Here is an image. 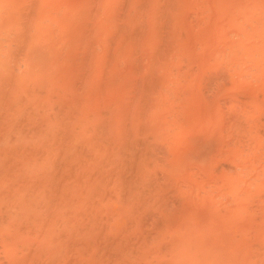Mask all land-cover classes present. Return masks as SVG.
Segmentation results:
<instances>
[{
	"label": "bare ground",
	"instance_id": "obj_1",
	"mask_svg": "<svg viewBox=\"0 0 264 264\" xmlns=\"http://www.w3.org/2000/svg\"><path fill=\"white\" fill-rule=\"evenodd\" d=\"M2 1H4V0H2ZM2 1H0V2H2ZM16 1L17 0H15V2ZM20 1H22V0H20ZM20 1H17L16 3L21 4ZM36 1H38V0H36ZM65 1L67 2L68 0H63V2H65ZM90 1H92V0H72L71 2L69 1L70 4H69V2L67 3L69 5H67L66 2L63 3V4H66V6H68L66 11H67V13L70 14L71 18L69 20H67L68 24L64 23V21H62L63 17L65 16L64 14H66L64 12L63 16L59 15L61 19L60 20L58 18L57 19L59 21L63 22V25L64 24L68 25V27H65L67 29L66 31H68V32H66L63 29H60L61 26H59L58 23H61V22H57L58 21L57 19L47 20L48 25H49V22L51 23V22L55 21V23H57L55 25L59 26L58 28L61 30V31L59 30V32H65L67 35V37L64 35V37H66V38L63 39V41L58 40V42H56L59 44L61 42L60 45H62V46L59 48V45H57V46L55 45V48L53 49L52 53L47 54L48 56H46L45 53H47V51H49L50 49L49 50L46 49V51H45V49H41L43 47V44H41V46H40L41 50H40L34 45L33 41L38 39V37H36V39H34L33 41H28V40H30L29 35H27L28 33L23 34L24 36L20 35L22 32L25 33L24 29L30 28L32 26L27 25L28 27L24 26L23 28H18V29H20V31L23 29V31L21 33L18 29L16 30L19 32V33L16 32L19 35L14 34L12 32L13 30H15L14 28H16L18 26L16 24L17 26L14 27L15 23L13 22V20L15 17L14 18L12 16L10 17V15H13L10 13H12L14 10L8 12V14H7V17L11 18V19L5 20L3 18L6 16L2 17L3 14L0 15V26L3 25V23H4L3 21H7V20L11 21V23H14L13 26H9V27H11V29L13 28L12 31L9 30L10 29L9 27L4 26L5 28H9L8 29L9 31H7L8 33H6L5 35L3 33L6 29H2L4 31L0 30L1 31L0 32V208L4 207L6 210L7 206L5 207L3 205L10 203V201L18 200V199H16L17 193L20 191L24 192V193H22L23 196H26L25 198L22 197L23 198L22 201H20V200H18L20 202L17 201L19 203V205L22 204L21 206H23V205L25 206L26 210H25V212L23 210V212H24L23 215L19 214L22 211H20V212L18 211L20 208H23V207H18V210L16 209V212H13L14 214H11L10 213L11 211L6 212V213L9 212L8 215L6 213L0 214V219H1L0 221L4 222V220H6L5 224H7V222L10 223L11 221L15 222L16 220H14L13 217H18V216H14L18 212V214H16V215H19L20 218H17V219H19L21 221L22 220L21 218H23L25 221L24 222L25 225L22 222L14 223V224L10 223L8 226L13 225L14 231H13V228L8 227L9 231H11V233H8V234H10L11 238H14L13 236L24 237L28 234L27 237H25L26 239L28 238V240H24V241H27V243L26 244L24 243L25 245L22 244V245H24V246H22V250L23 249L24 250L21 253H24V254H22V255L17 254L19 256L16 255V251L19 252L18 249L21 248V247H19L17 250H14L15 251V253H14L15 256H14L13 253L10 252L12 250L8 249L10 247V245H6V244H10V243H6L5 244L6 247H8V246L9 247L7 249H5L4 252H2V251H0V252L5 254L8 252L6 250H10L7 255L12 254V256H14V257L17 256L16 258H18V259L14 260V262L16 261L18 264H24V263H28V264H143V262L145 260L144 255L150 247L149 243H148V246L145 245L147 243L146 241L148 239L146 237L149 235V234L146 235L145 233L150 232L152 230H153V233L156 232L155 230H157V232H160V230L163 228V229L168 230V231L170 230V232H172V233L177 232L176 234H178L179 233L178 231L180 229H182V225H184V224H191V226L194 225V227L192 226L191 228L195 229L198 226L197 225L198 223L196 224L197 226L195 225V223H196L195 219L199 216V218L197 220L200 221L199 219L202 218L200 216H202L203 214H206V213H203L204 211H202L203 206L201 207L202 204H201V201L199 199V197L201 195L199 196L190 187L191 183L194 182V181H192V179L194 177H196V178L198 177V176H195V175H197L195 173H196V171L199 170V167H201L203 169V167L205 166V168H206L207 164L213 163V161L215 159H216V161L219 160L218 162H220V159H219L220 157H218V155L222 154L223 149H225V150L228 149V151H229V152L227 151L228 153H232V151L237 152L239 142H241L242 140L245 141L246 139H249V138H246L244 136V134H242V133H241V136H244L246 139H240V141L239 140L237 141L236 138H234V137H233L234 139H230L232 136L236 135V133H233L234 135H232L231 137H228L229 139L226 140L227 134L225 132H222L223 129L225 128L223 126H225V125L228 126L225 123H223L225 125H220L221 128L223 127L222 131H220L222 133H220L218 131V133H220V135H221L220 137L218 135H217L218 136L217 137L216 135L211 134V135H209L208 138L206 137L207 139L205 138L206 140H203L206 133L203 134L204 131L202 133H200L201 131H199V133L202 135V139L197 138L200 136V134H197L198 133L197 130H195L196 135H194V132L191 133L193 127L198 129V126L196 125V123L193 120L194 119L196 120V118H197L198 119L196 121L197 124L205 122L207 120V117L208 118L212 117V116L214 117V115H213V113H215V112H213L214 110H216V109L218 110V108H215V107H214L215 108L214 110H211V109H213V107H212L210 109V111H212L213 113H211L212 115L210 114L211 115L210 116L209 111H208L209 109H208L207 111H208L209 116H207V114H205L204 111L206 112V109L210 108L211 106L206 107V105H208V104L205 103V105H204V103H202L203 101L200 100V99H203L206 97V95L204 97H202L204 95V93L206 92L205 88L203 89L204 93L202 94L201 91L198 92L202 88H200V89L196 88L197 90H193V89L188 90L190 87L192 88V86H190V87L188 85L186 86V84H189L188 79L191 78V80H192V79L197 78L196 80H198V77H200V78L202 77V79H205L203 77L204 75L196 77V75L201 74V72L198 73L199 71L196 72L198 74H194L196 78L188 77L191 75L187 74V77H188L187 83L185 80L184 81L180 80V82H179V84L181 83V81L183 82V83H181V84H183V86H181V89H178L179 87H175V86H177L176 82H178L177 80H179L180 77H183V78L186 77V74H178V75H183L180 77L176 75V77H178L176 82L174 80L176 77H174V79H172L173 77H171L173 75L175 76V74L179 73L183 69H184L183 71H185L187 69L189 71L191 68L193 70L194 67H192V66H195V68L197 70L196 65H194L196 63L195 61L197 59H192L193 54L192 55L190 54V49L192 50L191 53L195 52V51H193V49H194V47H197V45L192 44V43L194 42L193 41L194 39L197 40L200 37L199 38L196 37L197 39L193 38L191 35H194L196 32L193 34L189 33V32H191V30L188 31V29H186V28L193 27V26L195 27L196 25L201 24V25H203L202 26L203 30L206 29V31H212V34L217 33V30L213 31L211 29V27H213V25H211V23H212L211 21L217 22L218 20H221L223 15L225 16L226 14H228V15L231 14L228 11L230 10V12H232V10L235 8L227 10V13L225 14L226 8L224 9V6L221 5V3L218 2V0H116V2H114V0H112L111 4H110L111 6L109 5L106 7L108 10H109L108 7H110V10H111L112 9L111 7L116 6L115 10L113 9L114 11L111 10V13L109 12V14H111V21H110L111 23H109V24H111V31H110V29L105 28V27L110 26V25L108 26V23L106 22V20L110 19V18L107 17L106 20H103V19L99 20L101 18L100 17L101 15L96 16V14H98L96 11H99V10H92L94 8L90 4H92L94 2H90ZM101 1H103V0H101ZM105 1H107V0H105ZM219 1H221V0H219ZM226 1H229V0H226ZM226 1H224V2L227 4ZM230 1H232V0H230ZM236 1H237V3H235ZM236 1H234L235 7H239V5H237V4H241L240 1L242 3L247 2V0H244V1L239 0V2H238V0H236ZM255 1H257V2H255ZM261 1L264 2L263 0H253V1H250L249 4L251 2H254V3H252V6H253L254 4L255 5L259 4ZM7 2L9 4H5L6 6L7 5L12 6L11 4L15 3L14 1L12 3V1L9 2V0H6L5 3H7ZM31 2H33V0H31ZM49 2L50 1H46L44 4L42 2L43 5L41 6L40 5L41 1H40L39 5L36 4V9H35V5H34L35 2H34V4H30V6L34 5L33 6L34 14H35V11H37V9L42 11V13H43V10H41L40 8L46 7L44 5L45 4L49 5V4H47ZM108 2H110V0L107 1V3ZM112 2H114V5L112 4ZM191 3L193 5H196V7L194 6L195 7L194 8L193 6H191L192 5ZM22 4H23V2H22ZM24 4H28V3L24 2ZM52 4L54 5V7H59V5H61L60 7L63 6L62 2H60V1H58V2L56 1V4L55 3H52ZM102 4H104V3H102ZM245 4H247V3H244V5ZM262 4L261 5L259 4L260 6L257 5V7H261V6L264 7V3H262ZM95 5H99V3H97ZM106 5H108V4H105L101 7H104ZM229 5L232 6L233 4H231L229 2L228 6H226V7L229 8ZM2 6H0L1 11L2 10L8 11V9L5 10V8H8V6L7 7L4 6L5 8ZM39 6H41V7H39ZM66 6L61 8V9L64 11ZM184 6L185 7H188V6L193 7V9L188 8L187 10L189 11L191 9L190 11H192L195 9L196 11H194V13H197L196 15L199 14L198 15L199 18L197 19V22H196V18L194 20L195 23H197L196 25H193L195 23H193V24L191 23L192 25H189L188 23H184L185 19H187V21H188V18H194L192 16L193 15L192 12H191L192 17H189L190 15L186 16L187 14H185V12L183 10ZM13 7H16V6H13ZM26 7H27V5H26ZM212 7H214L215 9ZM248 7L250 9L249 5H248ZM257 7H254V11H257L255 9H258L259 12H261L263 14L264 11H261ZM30 8H32V7H30ZM30 8L28 6V8L23 9V10L29 9V11H27V12L25 11V13H27V16H28V17H26V18H28L27 20H31V19H29L31 16V13H32L31 12L32 10ZM47 8H43V9L49 10V13L51 10L54 9V8H52V6L49 7V8H51V10L49 8L48 9ZM243 8H245V7H243ZM57 9L61 10L60 8H56V10ZM100 9L102 10V8H100ZM103 9L104 10H102V12L108 11L105 8H103ZM184 9H186V8H184ZM236 9H238V8H236ZM239 9H238V11H239ZM246 9H248V8L246 7ZM249 9H248V11L250 13H248V14H251L252 10L250 11ZM251 9H252V7H251ZM23 10H22V12H23ZM62 10L60 12H62ZM263 10H264V8H263ZM15 11H17V10H15ZM2 12H0V13H2ZM18 12H21V10H19ZM44 12H46V11H44ZM55 12H53L52 14L56 15L57 11H55ZM4 13L6 15V12H4ZM255 13L258 14V12H255ZM255 13H253L254 16L256 15ZM20 14H22V13H20ZM106 14H108V13H106ZM233 14L234 13L231 14V17L229 16L230 18H227L228 16H225V18L231 19V21L234 20L235 24H229L231 27L234 28V25H238L237 22L235 21V19L236 18L239 19L241 17V15H243V13L242 14L240 13L241 15L237 14L240 17L239 16L234 17L237 15L235 13L233 16ZM245 14L244 15L246 17L250 16L247 13H245ZM253 14L251 16L254 19L257 17H262V14L261 15L258 14L255 17L253 16ZM15 15L19 16V14L17 12L15 13ZM22 15L24 16V14H22ZM49 15L50 14H48L46 16H49ZM54 15H52V16H54ZM108 15H106V16H108ZM184 15L187 18H185ZM36 16H37V14H36ZM39 16H40V18H38V19H43V20H39L38 22H35L34 25H37V23L42 22V21H45L42 23H44V24L46 23L47 17L44 20L43 16H42V18H41V15H39ZM52 16L49 18H52ZM56 16H58V15H56ZM31 17H33V16H31ZM55 17H53V18H55ZM17 18H19V17H17ZM68 18H69V15H68ZM182 18H183V20H182ZM249 18H251V17H249ZM35 19H37V17ZM238 19H237V21H238ZM263 19L258 18L255 21H256V23H258V20H262L261 23L263 24L264 23ZM22 20H24V19H22ZM64 20H66V19L64 18ZM225 20L223 19V22ZM240 20H242V19H240ZM243 20L246 21V19H243ZM14 21H16V20H14ZM17 21H20V19H18ZM34 21H36V20H34ZM104 21L106 22L105 25H103ZM190 21H191V19L188 22L190 23ZM228 21H230V20H228ZM250 21H253V20H250ZM250 21H248V23ZM29 22H31V21H29ZM225 22H227V21H225ZM234 22H231V23H234ZM17 23H19V22H17ZM241 23H243V22H241ZM254 23H252V24H254ZM261 23L256 24V27H259ZM7 24H9V23H5V25H7ZM22 24H24V23H22ZM28 24H32V23H28ZM39 24H38V27H40L42 25V24L41 25H39ZM226 24L228 25V22ZM252 24H251L252 28L249 27L250 25L248 26L251 29V31H252V29L256 28V27L255 28L253 27L255 24L254 25H252ZM67 25H65V26H67ZM102 26H105V27H102ZM230 26H228V27H230ZM242 26H244V25L242 24ZM261 26H264V24ZM19 27H21V26H19ZM44 27H45V25H44ZM47 27H51V26H47ZM53 27H54V24H53ZM223 27H225V29H226L227 26H223ZM235 27H237L236 31H238L239 27L238 26H235ZM246 27H247V25H245V27H244L247 30L248 28H246ZM260 27H259V29H260ZM1 28H3V26L0 27V29ZM35 28H37V27H35ZM40 28H38L37 31L39 32V30H41L42 34L40 33V35L44 36L45 38H46V36H48V39H50L49 37H52V35H50V34L55 35V33L58 31L55 28H52V29L56 30V32H54V33L50 32L48 35L45 36V34H47L48 31L44 32V30H47V29L50 30V28H46V29L43 28L44 30H42ZM100 28H102L101 30L103 32H105V34L107 33V31H105V29L108 30V33L111 32L109 34V37H108L110 42H107L106 38L101 37V38H103L102 40L106 39V42H104V44H103L104 47H101L100 44H98V42H102V41H99L98 38L103 35L102 34L99 36V29ZM197 28H199V27H197ZM213 28L215 29V27H213ZM233 28H231V29H233ZM33 29H30V30L28 29V31L33 32L32 31ZM216 29H220V28L218 27ZM231 29L229 28V30H231ZM195 30L199 33L205 32V31L201 30V28L199 30L198 29H195ZM222 30H224V29H222ZM225 31L226 30H224V32ZM231 31H234V30H231ZM240 31H242V30H240ZM244 31H242V32L245 35L247 31H245V32ZM251 31H249V32L251 33ZM259 31H261L260 33L262 35H264L263 28ZM9 32H12L13 35H15V36L17 35L16 37L22 36L24 38L20 37L22 39L18 38V41L17 42L14 41V43H13L12 39L14 38V36L13 35L11 36V34L7 35V34H9ZM228 32L229 31H226V33H228ZM249 32H247V34H246L247 38L251 37V35H253L255 33L258 34L257 32L253 31L252 32L253 34L250 35ZM43 33H45V34H43ZM185 33H186V35H184ZM208 33H210V32H208ZM218 33H220V32H218ZM232 33H234V32H232ZM239 33L240 32H238V34ZM38 34L39 33H36V36L40 37V35H38ZM205 34H207V33L205 32ZM205 34H203V35L199 34V36H205ZM212 34L210 33L209 35L211 36ZM223 34H225V33H223ZM229 34H230V32H229ZM31 35H32V33H31ZM187 35H190L191 37L186 38ZM209 35H207V36H209ZM234 35H235V33H234ZM234 35L232 34V36H234ZM248 35H250V36H248ZM262 35H260L261 36L260 40L253 41V40H255L254 38H257V37H252L253 39L250 38L249 43H247L248 45L245 46L246 51H242L243 53L247 52V54H241V55L242 56L248 55V49L247 48L250 47V45H251L252 49L251 48L250 49L254 50L253 52L250 50L251 54L256 56L258 54V51H261L259 49L260 48L259 45L261 46V42H259V41H261V39L264 37ZM6 36H8L10 38H8ZM25 36H28V37L25 38ZM55 36L57 37L58 35H55ZM97 36H99V37L97 38ZM210 36H209V38L211 41H208V43L214 41L211 38H216V37H213V36L210 37ZM215 36H218V35H215ZM220 36L223 37V35H220ZM226 36H227V34H226ZM226 36H224V38H220V39H218V37H217V39H218L217 43L212 42L211 44H214V43H216L215 45L220 44L218 42L223 41V39H226ZM229 36L232 37L231 34ZM240 36H241V38H240V41H241L242 36H243L242 33ZM33 37H31V39ZM60 37H62V36H60ZM236 37L238 38L239 35H237V36L235 35V38ZM54 38L55 37H52L51 40H53ZM206 38L207 37L205 36V40H203L204 37H202V40H203L202 44L204 41L208 40V38L207 39ZM235 38L232 37L230 39L233 40V42H235L236 41ZM243 38H245V36ZM258 38H259V36H258ZM14 39H16V38H14ZM39 39H41V38H39ZM48 39H46V41H49ZM57 39H59V37H57ZM42 40H44V39H42ZM42 40H40V41H42ZM51 40L48 42V44H45L47 42L44 41L45 42L44 44L49 45L51 42L56 41V40H53V41H51ZM228 40H229V38H228ZM228 40H224L223 42L226 41L225 43H227V42L231 41V40H229V41ZM246 40H248V39H246ZM250 41H253V42H250ZM37 42H39V41H37ZM195 42H197L196 44H198V41H195ZM244 42H247V41H244ZM41 43H43V42H41ZM236 43H237V41H236ZM238 43H241V42H238ZM262 43L264 45V38L262 39ZM199 44H200V40H199ZM230 44H231V42L229 43V48L232 47L231 46L232 44L231 45ZM53 45L54 44H52L51 48H53ZM205 45H206V43H205ZM222 45H225V44L222 43ZM207 46L208 45H206V47ZM210 46L212 48L214 47L212 45H210ZM210 46H209V51L212 50V48ZM226 46H228V44H226ZM233 46H235V47L238 46L237 49L240 48V50L243 49L242 48L243 45H242V47H239V44H233ZM49 47H50V45H49ZM221 47H223V46H221ZM221 47H220V49H221ZM263 47L264 46H261V48H263ZM43 48H45V47H43ZM197 48H200V45ZM214 48L215 49L213 50V52L216 49H218L216 46ZM202 50H203V48L201 47V50H199L200 52L199 51L197 53L195 52L196 54H194V56L199 54V53L204 54L205 52L204 51L201 52ZM226 50H227V48H226ZM229 50L231 51L232 49H229ZM209 51L207 50V53H209ZM230 51H228V52H230ZM233 51H235L233 53H236V51H238V50H233ZM263 51H264V49H263ZM49 52H51V50ZM215 52H216V54L213 53V55L215 54L217 57H220L218 55H222V53H223L222 51L220 53L217 51H215ZM226 52L223 53L226 56H223V55L221 56V57H224V59H225V57L228 58L230 55H232L230 52V54L228 56L227 55L228 52H227V54H226ZM240 52L241 51H238V53H240ZM263 53L260 52V54H262L260 56L264 57ZM203 54L196 56L198 58L197 62H202V64H204L207 62H204L202 60H206V61H208L207 59L213 60L212 57L208 56V55H211V53L207 54L206 56H203ZM213 55H211V56H213ZM207 56H208V58H207ZM234 56H235V58L238 57L236 55H234ZM234 56H232L233 58H230V59H234ZM248 56H246L247 58L243 57V59L244 58L247 59L245 61L246 65H247L248 61H251V62L254 61V60H248L249 59ZM257 56H259V54ZM257 56L255 57L256 60H257ZM260 56H259V58L262 59V60L260 59V61H262L264 64V61H263L264 59ZM97 57H99V58L97 59ZM196 57H193V58H196ZM186 58H188L191 61L195 60L193 62H190L187 60V62H189V64H191V66H190L191 68L185 69L186 67L184 65L189 66V64H185L186 62L183 61V60H186ZM100 59H103L102 62H105L103 65H102V63H100V61H101ZM230 59L228 58V60L225 61L226 63H223L224 61L222 62V59H220L221 60L220 62H222V65H224V66L229 65L227 67H221V69L224 68V69H222V72H224L225 69H228L229 67H231L232 65H230V64L232 62L235 63L234 61L230 62L229 61ZM242 60H238L240 62L237 63V65L235 64V67H237V68H235L234 65L232 66V69L236 72H234L231 69H228V70L233 72V73H237V70H240L241 69L240 67L244 66L243 71L241 72V75H242V73L245 72V70L250 71V70H248L249 68H251L250 65H248V67H246V65L240 64V63H243ZM214 61L215 60H213V62ZM227 61H228V63H227ZM180 62L182 64H184V65H182V66H184V68H181L182 66L180 68L178 67V69L180 71L177 70V73L174 74V70H176L175 67L177 65H180ZM209 62L210 63L207 65L204 64L205 66H202L201 69L204 70V68H206V66L211 65V64L214 65V63H211L212 61H209ZM220 62H218L219 63V65L217 66L218 68L220 67V64H221ZM258 62H255L254 64H252L253 68L257 69V71H259L258 69L263 70L264 68L262 69V67H261V66H263L262 62H260L261 68L258 66ZM99 63L101 64L100 66H99ZM196 64H198V63H196ZM202 64L200 63V65H202ZM238 64H239V67H238ZM100 67H102L103 69H99ZM255 67H257V68H255ZM208 68H210V67H208ZM245 68H248V69H245ZM254 69L252 71L253 74L257 73L256 70H255L256 72H254ZM196 70H193V71H196ZM219 70H220V68H219ZM228 70H226V71L229 72ZM99 71H100V75H98ZM209 71L210 70H208L207 72H209ZM215 71H216V69H215ZM215 71L212 70L211 73L214 72V74L216 75L218 73V71L216 73H215ZM222 72H221V74L224 75ZM263 72H264V70H263ZM187 73L191 74L190 72H187ZM202 73H203V71H202ZM206 73H203V74H205V77H209L210 75L209 76H207V75L211 74V73H208V74H206ZM249 73L251 74V72H249ZM249 73L246 72V74L244 73L245 74L244 76H239L237 78L239 83H241V82L244 83L243 81H245L248 77H249V79L255 77V76L251 77L252 75H250ZM259 73H260V71H259ZM96 74L99 76V79L95 78V77H97ZM227 74H230V73H227ZM227 74L225 73V75H226V76H224L225 79H227L226 78L227 76L229 78L231 76V74L230 75H227ZM215 75H214V77H215ZM218 75L219 76H217V78L219 77L222 79V75H220V74H218ZM235 75L238 76V74H234V76ZM246 75H250V76H247V78H246ZM255 75H258V74H255ZM261 75H263V74H259L260 78H261ZM240 77H242V78H240ZM209 78L213 79V77H209ZM217 78L215 80H217ZM239 78H240V80H239ZM262 78L264 79V76ZM262 78L259 79V77H258V78H255L257 80H253V81H254V83L256 81L259 82L260 80H262ZM95 79H97V81H95ZM212 79H210L211 83H209V81H208V83H209L208 85L211 84L212 86H214V85L221 83V82L218 83L217 81H215V83H217V84H213L214 80H212ZM221 79H220V81H221ZM249 79L247 81H249ZM196 80H194V84H196ZM206 80H208V78ZM170 81H173L172 83L175 82L176 85L173 84L175 86H172L170 84L172 87H169L168 83ZM227 81L229 82V80H227ZM230 81L233 82V80H230ZM94 82H98L97 86ZM190 82H191L190 84L193 83L192 81H190ZM199 82H201V84H202V81H199ZM205 82L207 83V81H205ZM257 82H256L257 85L254 84V86H260ZM230 83L227 84V82H226V85H230ZM239 83L237 86L238 88H240V86H242V85L239 86ZM260 84H263V83H260ZM205 85H207V84H205ZM223 85L218 86V87H220V89L222 88L221 89L222 91H220V89L218 87L215 88V86L214 87L211 86L212 88L219 89V90H216V91H220L219 94L217 95L219 97H221V94H222L221 92L225 91L226 89L228 90L227 86H223ZM250 85H252V84H250ZM195 86L197 87L199 85H195ZM221 86H223V87H221ZM234 86L235 85H233V87ZM183 87H185V89ZM248 87H249V85H247V88ZM252 87L253 86H251L250 88H252ZM193 88H195V87H193ZM238 88H236V89H238ZM256 88H258V87H256ZM259 88H262V90L261 89H259V90L263 91L264 90V84H263V86H261ZM182 89L184 90V94H183L184 98H181L182 94H180V91H182ZM233 89H235V88H233ZM212 90L213 89L208 90V92L210 91L209 94H211ZM235 90H234V92L232 91V93H233L232 96H231V93H229L230 90H228L226 93L227 95H225V96H228V94L230 96L226 97L227 100L225 99V101H222L220 103H223V105H226V103H227L226 101H228V100H231L234 102H235V100H238V97L236 98L235 97L236 95L234 94ZM248 90H249V88L246 89V92ZM250 90H252V89H250ZM190 91H193V94H191L192 92H190ZM216 91L213 95L218 93ZM254 91H256L255 94L258 93L257 90H254ZM188 92H190L189 93L190 95H188ZM208 92H206V93H208ZM182 93H183V91H182ZM223 93H225V92H223ZM243 93H244V91H242V94ZM195 94H198L197 95L198 97H196ZM236 94H238V96L241 95V94H239L238 91L236 92ZM258 94H260L259 97H261L262 94L264 95V93L261 94L260 91ZM193 95L196 97L195 99H194ZM213 95L211 94L208 96H213ZM222 95H224V94H222ZM242 96L243 95H241V97ZM247 96L252 97V96H256V95H250L249 94ZM233 97L236 99L233 100L234 99ZM198 98H200V99H198ZM207 98L208 97H206V99ZM229 98H231V99H229ZM189 99L192 100V103H190L191 101ZM222 99H224V98H222ZM245 99H247V98H245ZM252 99L253 98H251V99L248 98V100H246V101L249 102V100L252 101ZM98 100H100L101 101L100 104L104 106V111L101 112V114L104 113V115H103L104 118L102 117V115H99V116H101L100 119L101 118L102 119L100 121L99 120L94 121V120H96L95 118H93V120L90 119L91 115L93 114L91 111H93L94 108L98 106L97 104H95V102ZM185 100L189 101V102H185ZM203 100H204V102L207 101L205 99H203ZM215 100H217V99H215ZM194 101H197V102H194ZM199 101H201V102H199ZM231 101H228V102H231ZM246 101L244 102V100H243L242 103L246 104ZM255 101L260 102L259 104H261V102H263L264 100L261 99V101H260L257 99ZM180 102H181V105H180ZM184 102L186 105L184 104ZM193 102L195 104L197 103V105L201 104L198 106V107H201V109L204 108V111L200 112L201 117L199 116L200 119H203L204 121L200 120V122H199V118L196 117L199 114V112H197L199 108H197V109L193 108V107H197V106H195V104L191 105V104H193ZM213 102H215V101H213ZM217 102H219V101H217ZM234 102H232V103L237 104L239 101L237 103H234ZM96 103H98V102H96ZM239 103H241V101ZM249 103H252V102H249ZM182 104H184V105H182ZM187 104H189V105H187ZM209 104H211V103H209ZM253 104H255V103H253ZM94 105H96V106H94ZM153 105H155V106H153ZM212 105L217 106L218 104H212ZM227 105H231V104L228 103ZM239 105L240 104H238V106H236V105L234 106L235 110H234V108H233V110H230V109H232L231 107L233 105L230 106V109L229 108H227V109H229L232 112L236 111V109L241 110V108L243 106L239 107ZM249 105H251V106H249ZM249 105H247L245 107L254 108V106L252 104H249ZM226 106H224L223 108L226 109L225 108ZM255 106H257V105L255 104ZM217 107L220 108V105ZM245 107H243V108H245ZM261 107H263V106H261ZM99 108H102V107H99ZM178 109L182 114L177 112ZM194 109H195V112L197 113V114L195 113V115L192 114L194 112L193 111ZM254 109H258V108L255 107ZM229 110H227L226 112H228ZM242 110H244V109H242ZM259 110H261V109H259ZM100 111H97V112H100ZM184 111H188V115L186 114L187 112H184ZM256 111L253 110V111H251V113L254 112L253 114H255ZM176 112H177V114H176ZM238 112H237L238 115L242 114V111H241V113L240 112L238 113ZM246 112L250 113V110L248 109V111H246ZM183 113H185L186 117L183 116L184 115ZM229 113H227V114H229ZM223 114H226V113H223ZM256 114H261V113H256ZM256 114L254 115V117H256ZM202 115L206 119L202 118L203 117ZM234 115L235 114H233V116ZM246 115L247 114H244L241 116H246ZM215 116L217 117V114H215ZM220 116H218V117H220ZM222 116L224 117V115H222ZM235 116H237V115H235ZM187 117H189V119ZM193 117H196V118H193ZM227 117L230 118V116H227ZM246 117H248V115ZM257 117H259V116H257ZM228 118H227V120H230ZM261 118L264 119V116H261L257 119L253 118L254 120L252 122L247 121L251 125V126L248 125V127L250 126L249 129L252 130V129H257V128H260V129L264 128V122H263L262 127H260L258 125V123L261 122L260 121ZM186 119H188L187 121L189 123L186 122ZM190 119L193 121V126L190 125V123H191ZM249 119H250V116H249V118L244 119V121L243 120L242 121H243V123H245V121L249 120ZM213 120H215V118H213ZM218 121H220V122H217V119H216L217 123L216 122L215 123L216 124H218V123L222 124V122H221L222 120H218ZM235 121L236 120L233 119V122H229V121H227V122L233 124ZM93 122H95V124H92ZM215 123H213V124H215ZM239 123L244 125L241 121ZM90 124H91V126H89ZM160 124L165 126V127L162 126L164 131L162 128L158 127ZM213 124H212L211 128H213ZM234 124L237 125L238 123H234ZM202 125L199 124L200 127L204 128L205 124H202ZM190 127H192V128H190ZM218 127H216V128H218ZM228 127L237 128L240 126L237 125V127H234V126L229 125ZM228 127H226V129ZM40 128H45L44 133L40 134L39 131L43 130V129L41 130ZM93 128H95V129L98 128L99 130L101 128V131L104 128V130L101 133V136L103 135L104 137L102 136L100 142L97 139H95V140L93 139L96 136V133L99 134L98 132H100V131H98V129L95 130L98 132H96V133L92 132L90 135H87L89 130L91 129V131H92ZM111 128H120V131L117 132L119 134H117L115 132L117 130L113 131V130H111ZM153 128H154V130L152 131ZM158 128H159V130L162 129V131H160V132H166V133H167V131H169V132L167 134L164 133V134H166V136L162 135L163 136V138H162V136L159 135L160 133L157 135H155L153 133L155 130H158ZM165 128H167L166 131H165ZM207 128H208V126H207ZM211 128H210V130H211ZM204 129L207 130L206 128H204ZM105 130H107V131H105ZM247 130L245 129V131H247ZM36 131L39 133V135L37 134V139L35 141H32L31 140V139H33L32 135L34 133H36ZM111 131H113L112 134L118 136V137L115 136L117 139L114 137V135H112V136L109 135V134H111ZM213 131H214V129H212V132L211 131L208 132V134L213 133ZM231 131H229V132L227 131L228 134ZM238 131H240L239 128H238ZM238 131H236V132L239 133ZM248 131H250V130H248ZM262 131H264V130H262ZM157 132H159V131H157ZM233 132H235V129ZM241 132H244L243 129ZM185 133H187V134H185ZM247 133H245V134L247 135ZM258 133H261V132L258 131ZM93 134H95V135H93ZM190 134H191V137L188 136ZM249 134H251L250 138H252V141L255 139L254 143H253L254 146H251V148L252 147L254 148V151H252L251 155H249L250 149L247 148L249 150V151H247L246 148L245 149L243 148L242 151H244L247 154H245V153L241 154L242 158L240 160L242 161V163L237 161L239 159V156H236L237 153L232 154L233 156H236V159L231 158L230 161H229V159H227L225 162L229 161L228 162L229 164H234V168H235L234 170H231L230 168H228V167H232L230 165H227L224 163L219 164L218 162H216V163H218L219 167H222L221 169L225 168V170H220V173H219L220 176H222V175H223V177H225V175L227 176L226 170H228V171L231 170L234 172L230 171V173L237 172L235 174H241V175H242L241 172L243 170H245V169L250 170L251 169L250 167L246 168V167H248L247 163H245L246 164L245 169H243L244 167H241V168L239 167V169H236L238 166V164L236 165V163L243 164L244 163L243 161L247 160V158H246V160L243 159V157H245V156H251V157H249L248 160H251V163H254V164L264 162V144H263L264 139L262 138L264 136L260 137L258 134H255V132H253V131H250ZM91 135L94 136L92 138L94 140V142L98 141V142H96V145H94L91 142L92 139H90L89 141H88V139H86L89 136L91 138L92 137ZM183 135H184V137H183ZM263 135H264V133H263ZM34 136H35V134H34ZM222 136L225 138H223ZM238 136H240V135L238 134ZM238 136H237V138H241ZM12 137L15 138L16 142L12 141V140H14V139H12ZM99 137L100 136H98V139H99ZM113 137L115 138V139H113V141L117 140L120 143L119 142H117L116 144L113 143V144H115L114 146L112 144L113 147L119 146V147H117V149L118 148L119 149H118V153H117L118 156H116V158L112 157V160H111V156H108L107 153L115 151L116 148L113 150L111 148L112 151H108V148L105 147L104 145L105 144H108V146L111 145L110 141H111V138H113ZM159 137H160V139H159ZM182 138H184V139H182ZM249 140H251V139H249ZM249 140H247V141H249ZM247 141H245L244 143H247ZM102 143L103 144L105 143V144L103 145ZM99 144H102L103 146L99 145ZM255 144H257V145H255ZM245 145L246 146H243V147H247V144H245ZM241 146H242V144L240 145V148H241ZM97 147H99L100 149L104 147V150L103 151H100L99 149L96 150L95 148H97ZM224 147H227V149ZM117 149H116V151H117ZM205 149H206V151H204ZM208 149H209L210 156H208L209 153L207 154ZM239 151H241V149ZM113 154H115V153H113ZM239 154L240 153H238V155ZM229 155L230 154H228V155L225 154L223 156V158L225 156H227L229 158H230V156H232V155H230V156ZM205 157H207V158L209 157V162L206 163L207 160L204 161ZM221 157H222V155H221ZM232 159H233V161H235L234 163H230V162H232ZM214 163H215V161H214ZM254 164H252V168H253ZM223 165H224V167H223ZM248 165H250V162ZM256 165L258 166L259 164H256ZM226 166H228V167L226 168ZM263 166H264V164H263ZM208 167H210V166H208ZM214 168H216V167H214ZM218 168H216L217 170L210 168L211 171H208V172L212 173L213 170L219 171ZM258 168H257L258 172H261L264 174V172H262L263 167H258ZM207 170H209V169H204L203 171L205 172ZM200 171L201 170H199L197 173H200ZM221 171H223V172L225 171V174L222 173ZM239 171H241V172H239ZM252 171H254V170H252ZM252 171L250 173H252ZM192 172H195V173H193L194 176L192 175ZM248 172L246 174L249 175L250 173H248ZM255 172L257 173V171H255ZM201 173H202V171H201ZM261 173H259L260 174L259 176H261V178H262L263 176L261 175ZM209 174H207V175H209ZM217 174L218 173L214 172V174L212 173L210 175H217ZM243 174H244V172H243ZM246 174L243 175V177L245 176L246 180L243 179L242 181H245V184H248V183H246V181H248L247 180L248 176ZM241 175H239V177ZM255 175H258V174H255ZM201 176H205V174L202 173ZM201 176H199L198 178H200ZM220 176H218L216 178H219ZM228 176H229V174H228ZM233 176H235V175H233ZM259 176L255 177V178H258ZM229 177H231V176H229ZM208 178H211V177L209 176ZM213 178L215 179V177H213ZM250 178H249V180H250ZM255 178H252V179H255ZM228 179L222 178L220 181H222V180L224 181V180H228ZM239 179H240V181L238 183L240 185H242L243 183H241L242 182L241 178H239ZM260 179L258 178L255 180H260ZM195 180H197V179H195ZM237 180L238 179L236 177V181ZM206 181L208 182V180H206ZM207 182H205V184H207ZM111 183H113L112 187H111ZM200 183L201 182L199 181V184H196V185L198 186V185H200ZM213 183H216V182H213ZM217 183H220V182H217ZM233 183H235V182H233ZM216 184H214V185H216ZM251 184H254V183H251ZM218 185L220 186V185H222V183H220ZM225 185H229V182H226ZM231 185L233 186L234 184H230L229 185L230 187L229 186H227V187L231 188L232 187ZM249 185L250 184H248L247 186H249ZM185 186H187V187L184 188ZM206 186H208V185H205V187H204L205 189L202 186V188L204 189V192L209 191L210 193H212V191L210 190L212 188L213 189L214 188L219 189L222 187L221 189H223V190L225 189V188H223L224 185L220 186L218 188L217 185H216V187H213V184H210V186L212 188L208 186L207 187L208 189H206ZM238 186L239 185L234 186L235 189H237V191L239 189ZM243 186H245V185H243ZM258 186H260V185H258ZM249 187L252 189L254 187V185L253 186L250 185ZM244 188L247 189L248 187H244ZM260 188H263V187H260ZM217 189H215V190H217ZM235 189H232V190H235ZM254 189H255V187H254ZM199 191H200V188H199ZM217 191L214 192V190H213V193L217 194ZM248 191L252 192L254 190L248 189ZM248 191L243 190V193L248 192ZM255 191H257V190H255ZM225 192L226 191H224V193ZM251 192H249V193H251ZM200 193H202V192L200 191ZM205 193H208V192H205ZM256 193H252L251 195L254 194V196H256ZM18 194H20V193H18ZM230 194L233 195L234 192H231ZM230 194H228V195H230ZM220 195H223V194H219V196ZM225 195L227 196V194H225ZM234 195H236V194H234ZM238 195L242 196V193L238 194ZM245 195H247V194H245ZM213 196L214 195H212L211 197H213ZM219 196L215 195V197H216L215 199L218 200ZM221 197L223 198V201L228 200V199H226V197L224 198V196H221ZM232 197H234V196H232ZM238 198H240V197L238 196ZM243 198L246 199V197H243ZM253 198H250V199H253ZM259 198H261V196H259ZM259 198L256 197V199H258L259 202L261 199L263 200V198H261V199H259ZM19 199H21V198H19ZM27 199H28V201H27ZM201 199H202V197H201ZM209 199H211V198H209ZM215 199L212 198V200H215ZM256 199H254V200H256ZM233 200L234 199L232 198L231 202H229V201H227V202L231 204ZM203 201H205V199ZM223 201H219L218 203H223ZM245 201H251V200H245ZM227 202H226V204H228ZM235 202L236 201H234V203ZM18 203L15 202V204H18ZM249 203H252V205H250V206L244 205V206L248 207L247 210H252L255 213H257L256 217L259 216L256 219L257 221L254 220V218H253V216H255L253 214L254 212L248 211V212H252V213L250 214L247 212L246 214L243 215V212H244V210H243L242 212L239 211L240 213H242L241 215L231 214V213H233L234 209H228L227 207H229V206L228 205L225 206L226 204H224V205L221 204L223 206L219 205L220 208L219 207L218 208L222 209V207L224 208V206H225L226 209H228L227 211L226 210H222V211L219 210L221 212L218 211V213H216V211L211 209L212 210L211 212L216 213V214H214V216L219 215L217 217L215 216L217 219H221V218H224V219L227 218L228 219L229 217L235 218V217H237L236 215H239L240 217L246 216V217H243L244 218L243 221H245L247 217L252 216L250 218H253V219H250V218L249 219H250V221L251 220H253V221H251V222L245 221L246 224H247V222H250L249 224L252 225L253 224L252 222H254V221H255L254 223H259V222L262 223L261 220H263V218H264L262 216L264 214V211L259 210L258 209L259 207L257 209H255L254 205L256 203H254V202H248V203L245 202V204H249ZM261 203H263V202L261 201L257 205L258 206L260 205V207L264 209V207H262L264 205V203L263 204H261ZM216 204H217V201H216L215 205ZM239 204H243V203L241 202ZM239 204H237V205H239ZM203 205L210 206L211 204H210V202L205 201V204H203ZM232 205H233V208L236 207L234 204H232ZM8 206L11 208L10 205H8ZM240 206H242V205H240ZM244 206H243V208H245ZM204 207L206 210L208 209V208H206V206H204ZM211 207H213V206H210V208ZM250 207L252 209H250ZM229 208H232V207H229ZM213 209H214V207H213ZM11 210H14V209L12 208ZM230 210H232V211L230 212ZM237 210L238 209H236L234 212H236ZM255 210H258V211L256 212ZM224 211L230 212V213L225 214ZM259 211H260L261 215H259V213H258ZM201 212L203 213L202 215H201ZM222 212H224L223 214L226 215L225 217H223L224 215L222 214ZM261 212H263V213H261ZM0 213H1V211H0ZM149 213H151V215H153V221H152V224L148 223V224H150L148 227H151V225H152L153 229L149 230L150 228H147L148 231L145 232V230H146L145 225H147L146 222H147L148 218H150L149 216H147V214H149ZM211 214H213V213H211ZM210 215L208 216V218H211ZM231 215H233V216H231ZM247 215H249V216H247ZM214 216H212V217H214ZM220 216H222V217L218 218ZM205 217L207 219V216H204L203 219ZM240 217H237V218L239 219ZM237 218L235 219L236 221L235 220L233 221L232 219L231 220L233 222H237L238 221ZM217 219L211 218L208 222L212 221L210 223L213 224V221L216 222L215 220H217ZM241 219H239V220H241ZM150 220H152V219H150ZM194 221H195L194 224L190 223V222H194ZM220 221H223V219L216 222V224L219 223ZM243 221L242 222L239 221V222H241L243 224L244 223ZM233 222L230 223L229 227L232 225ZM239 222H237L236 224H240ZM201 223H202V221H201ZM222 223H224L225 225L223 224L222 226H224V227L221 229H224L226 226H228V225H226V223L229 224L228 221L220 222V224H222ZM260 223L257 226H260ZM1 224H0V227H1ZM262 224H264V220H263ZM241 225H239L241 228L239 229V227H237V229H239V230L243 229V231H242L243 234L240 235L239 233H234L232 235L234 236L235 234H239L237 236H241L240 239L243 238L242 240H245V237H249L248 238L249 240L251 238H253L252 236H254L253 234H255V233H252V232H256V231H254V229H252L250 227H252V226L256 227V225L255 224L252 226L247 225L245 227H243ZM2 226L3 227L1 229H3L5 227L3 224H2ZM185 226L187 227L190 225H185ZM215 226L216 225H214V228H216ZM248 226H250L249 229H251L250 230L252 233L251 236H249L250 231L246 232V230L244 229V228H247ZM202 227L206 228V229L200 228L201 231L207 230V228L210 227L209 228L210 233H211V231H213L211 229H214V228H212L213 226L206 225V224L202 225ZM229 227H228V229L234 228V227H231V228H229ZM5 228H7V227H5ZM191 228H189V229H191ZM263 228H264V225H263ZM186 229L187 228H185L184 230H186ZM189 229H187V230H189ZM198 229L199 228L195 229L197 231H192V232L186 231V232L187 233L188 232L194 233V232H198ZM249 229H247V230H249ZM255 229L258 231L261 230V229H259V227H256ZM4 230H6V229H3V231ZM26 230H27V234H24V236H23L22 234L24 233V231L26 232ZM218 230H220V228ZM218 230L213 231L214 234L223 232V230L220 232H217ZM239 230H236V231L238 232ZM1 232H2V230H1ZM7 232L6 233L4 232L3 235L5 236L7 234ZM162 232L166 233V232H164V230ZM182 232L185 233V231H182ZM206 232H208V230ZM224 232L233 233L235 231L232 230V232H229V231H224ZM224 232H223V234H224ZM261 232H264V231L262 230ZM261 232L255 234V235L260 234L259 236H261L260 239H258V241H256V242L258 243L259 240L260 241L263 240V241H261V245H264V233H261ZM190 233H188V234H190ZM200 233L201 232L196 233V235H198ZM203 233H204V231H203ZM203 233H201L200 235H202ZM188 234L185 235V237L191 236V238H192L193 234H191V235H188ZM244 234L246 236H243ZM151 235H152V233H151ZM181 235H183L182 238H184V234L181 233ZM200 235H199V237H201ZM205 235H207V234L204 233V236ZM228 235H226V236H228ZM161 236H164V234L161 233ZM161 236H160V234L157 235L158 238ZM175 236H177V235H175ZM175 236L174 235L172 236V238H173V239L171 238L172 241L170 239L163 238V240H161V241H163L162 245L164 246V242L166 240H169L168 244H174L173 240L178 239ZM207 236H209V234ZM207 236H205L206 240H199V238H197V239L194 238L197 236H194L192 239L196 240L197 242L192 241V239H188L187 244H189L190 241L195 242L194 245L189 244L190 246H194L195 251H194V249L190 248L189 245H187L188 248H190L189 250L186 248L187 247L186 245L181 246L182 250L185 248L188 250V252L190 250H192L193 252L190 251L191 254H188V252H187V254H188L187 256H189V258L194 257L193 256L194 254H192V253H195L196 254L195 257H196L197 261H196V259L192 260V258H191L188 260V262H185L186 258L188 259V257L186 255H183L184 257H182L179 262H181L182 259L183 260L185 259L184 262L186 264L196 263L198 261L206 262V261H203V259H205V258L209 259V260H207V262L210 261L211 258L208 256H205V255L211 254L212 250L210 249V247L208 245H207V247L205 246L206 247L204 249L205 251L207 248H209V250H211V252H209V250H208L209 254H205L204 252H202V249L199 250L200 248H203V247L200 244H197V243H199V241L209 242V239L214 240V238H215V237H212V233H211V236H209V238H207ZM219 236H221V235L219 234L218 237ZM223 236L224 235H222L221 237H223ZM237 236H234L236 239H233L231 241L234 242V240H239V239H237L238 238ZM0 237L2 238V236H0ZM6 237H4V238H6V239L9 238L8 235H6ZM149 237L153 238L151 236H149ZM165 237H167V236H165ZM210 237H212V238H210ZM221 237H219V239H221V240L223 239L222 243H224L223 241L225 239L224 238L225 236L223 238H221ZM182 238L180 237V240ZM229 238L231 239L233 237H231V235H230ZM6 239H5V242H7ZM15 239L16 238H14V240L11 239V241H13V244H12V247H10V248L15 249V247L20 246L19 244H21L22 241H19V239H16V240ZM254 239L256 240L257 238L255 237ZM20 240H22V239L20 238ZM185 240H187V239H185ZM185 240H181V241H184L183 244H186ZM242 240H241V242H242ZM2 241L3 240H1V242ZM14 241H17V243L19 242V244L15 243ZM151 242H155V241H151ZM211 242H209L208 244H210ZM233 242L230 245H231V247H233V250L236 251L237 250L236 248H238V247L232 246ZM235 242H237V241H235ZM157 243H158V241H157ZM176 243H177V241H176ZM218 243H216V244H218ZM15 244H17L18 246ZM151 244H156V242L151 243ZM159 244L158 245L156 244L154 246L159 247L160 246ZM180 244H182V243H180ZM247 244H249V246L253 245V247H254L255 242L254 243H247ZM247 244H244V245L242 244V245L247 249L250 248L251 249L250 251H253V252H251L253 254H250V253L247 254L246 253L245 256L250 257V255L252 256V255H254V253L257 256V253H258L257 251H259L258 250L259 247L256 245L255 247L258 249L252 250L253 247L252 246L249 247V246H247ZM198 245L201 247L195 248ZM210 245H213V244H210ZM223 245L224 244H222L220 246H223ZM226 245H228V244H226ZM3 246L4 245L0 244V247H3ZM112 246H115V247L113 248ZM174 246H176V245H174ZM183 246H186V247L184 248ZM214 246H216V245H214ZM239 246H240V248L242 247L241 244ZM146 247H147V249H146ZM156 247H154V249H156ZM168 247H167V249H168ZM170 247H172V246H170ZM218 247L219 246H217V248L213 247V248H215L214 251L216 249H219ZM226 247L227 248H225V249H227V250H225V252L229 250V246H226ZM262 247H264V246H262ZM111 248H113L112 252H111ZM178 248H180V247H178ZM158 249H160V248H157L155 251H157ZM161 249H163V248H161ZM164 249H165V246H164ZM173 249H176V247ZM181 249H179V250H181ZM170 250H172V248ZM176 250L179 252L178 249H176ZM187 250H185V251H187ZM197 250H199V251H197ZM221 250H223V249H221ZM240 250H241L240 253L245 251L244 249L238 248V252H237L238 254L237 255L245 257L243 253H242L243 255L239 254ZM217 251H219V250H217ZM217 251H215V253H216L215 255L218 256ZM248 251L249 250H247L245 252H248ZM151 252H153V251L151 250ZM166 252H168V250ZM199 252L204 253L203 258H201V254ZM220 252L221 251H219V253ZM163 253H165V252H163ZM212 253L214 254V252H212ZM231 253L234 254V252H231ZM154 254H152V255H154ZM181 254H184V252H181ZM181 254L179 255V253H178L179 256H181ZM198 254H200L199 259H202V260H199L197 258ZM222 254H220V255H222ZM228 254H230V253H228ZM233 254L230 257H234ZM0 255H1L0 257H2V254H0ZM43 255H44V258H43ZM152 255L150 254V257ZM156 255H158V253ZM162 255L160 257H162ZM169 255L171 256L173 254H169ZM215 255H211L212 258H214ZM225 255H227V254H225ZM6 256H4V257H6ZM12 256H10L12 259H16V258H13ZM20 256H22V257H20ZM146 256H149V255H146ZM158 256H157V258H159ZM163 256L166 257L165 255H163ZM239 256H237V257H239ZM4 257H2L1 259H4ZM171 257H169V259H167V260H170ZM218 257H220V256H218ZM221 257L223 259L224 256H221ZM157 258H155L154 260H156ZM151 259H153V258H151ZM243 259L246 260L245 258H243ZM247 259L252 260V257L247 258ZM255 259L256 260L247 261V264H249L248 262H251L250 264H252V263H254L253 261L258 262L257 257H255ZM5 260H7V259H4L3 262H6V264L10 263V262L5 261ZM9 260H11V259H9ZM146 260L151 261L149 259H146ZM164 260L165 259L163 258V261ZM194 260L196 262H192ZM233 260H235V259H233ZM244 260H240V261L243 262ZM156 261H158V260H156ZM214 261H218V262L220 261L221 262V259L214 258L213 262ZM222 261H228V260H222ZM236 261H238V258L236 259ZM14 262H12L11 264H13ZM153 262L151 261V263H153ZM167 262L170 263L169 261H167ZM218 262H217V264L220 263V262L219 263ZM228 262L231 263V258H230V261H228ZM166 263L164 262L163 264H166ZM208 263H210V262H208ZM158 264H160L159 261H158ZM176 264H180V263L176 262ZM198 264H201V263L199 262ZM204 264H206V263H204ZM220 264H223V263H220ZM243 264H245V263H243ZM255 264H257V263H255Z\"/></svg>",
	"mask_w": 264,
	"mask_h": 264
},
{
	"label": "rangeland",
	"instance_id": "obj_2",
	"mask_svg": "<svg viewBox=\"0 0 264 264\" xmlns=\"http://www.w3.org/2000/svg\"><path fill=\"white\" fill-rule=\"evenodd\" d=\"M0 1H2V0H0ZM5 1H6V0L0 2V6L3 5L2 7H4V6H6L5 4H9L8 2L5 3ZM10 1H12V3H13V1L15 2V0H9V2H10ZM17 1H20V0H17ZM17 1H16V2H17ZM40 1H41V4H40L41 6H42L46 1H50V2L47 3V4H49L50 6H52V8H54V9L51 10V8H49L50 6L45 4L44 6H46V7H41V6H39V7H41L40 9L43 10V13H42V11H40V10L37 9V11H35V14H34L33 6L35 5V9H36V4L39 5V2H40ZM56 1H57V2H58V1L62 2V5H63V6L60 7L61 5H59V7H54V5H53L52 3H55V4H56ZM69 1L71 2L72 0H68L67 2L65 1L66 4H67ZM95 1H96L97 3H99V5H95V4H97ZM107 1H109V0H107ZM107 1H105V0H103V1H101V0H92V1H90V2H94V3H92V4H90V5L94 8V9H92V10H99V11H96V12L98 13V14H96V16H97V15H98V16L101 15V16H100L101 18H100L99 20H102V19H103V20H106L107 17L110 18V19H107V20H106V22L108 23V26H109V25H110V26H109V27L102 26V27H105V28H107V29H110V31H111V24H109V23H111V22H110V21H111V14H109V12L111 13V10L114 11L115 8H116V6H115V7H111V8H112L111 10H110V7H108V8H109V10H108L106 7L109 6V5L111 4V1H112V0H110V2H108V3H107ZM224 1H226V0H221V1L218 0V2L221 3V5L224 6V9L226 8V9H225V10H226L225 14L227 13V10L235 8V9L232 10V12H230V10H229L228 12L231 13V14H232V13H234V14L236 13V15H237V14H240V13H241V14L243 13V15L240 14V15H241V17H240L239 15L234 16V14H233L234 17H238V16L240 17L239 19H238V18L235 19V21L237 22L238 25H234V28L231 27V26L229 25V24H235L234 20L231 21V19H227V18H230V17H231V14H229V15L226 14L225 16H228L227 18H225V16L223 15L222 19H221V20H218L217 22H213V21H211V22L213 23V24L211 23V25H213V27H215V29H214L213 27H211V29H212L213 31H216V30H217V33H214V32H213L214 34H212V31H206L205 28H204L205 30H203V27H202L203 25H201V24H200V25H196L197 23H195L194 20H195V18H196V22H197V19L199 18V16H198L199 14L196 15L197 13H194V11H196L195 9L192 10V11H190L191 9H190L189 11L187 10L188 8H192V9H193L194 6L196 7V5H193V4L191 3V4H192L191 6H193V7H190V6L185 7V6H184V8H186V9L183 8V10H184L185 14H187L186 16L190 15L189 17H192V16L194 17V18H188V21L191 19L190 23L187 21V19L184 20V23H188L189 25H192L193 23H195V24H193V25H196L197 27H199V28H197L196 26H195V27L193 26L194 28H193V27L186 28V29H188V31L191 30V32H189V33H192V34H193V33L196 32L194 35H191L193 38H196V37L199 38V37H200L199 39L196 38L197 40H195V39L193 40L194 42H195V41H198V44H196L197 42L194 43V42L192 41V42H193L192 44L197 45V47L200 45V48L194 47L193 51H195V52L197 53L199 50H201V47H202L203 50H202L201 52H203V51L205 52L204 54H203V53H199V54H197V55L194 56V54H196V53H195V52L191 53L192 50L190 49V54H191V55L193 54V57L199 56V55H201V54H203V56H206V55L209 54V53H211V55H213V53L216 54L215 51H217V52H219V53L222 51L223 53H225L227 50L230 51L229 49H232V50L230 51L232 55L229 56L230 52L227 51L228 54H227V52H226V54L229 56V57L227 56L229 59H230V58H233L232 56H234V55L238 56V55L240 54L238 57L235 58V56H234V59H230V60H229L230 62H232V61L235 62V63L232 62V63L230 64V65H232V66L234 65V67H235V64L237 65V63L240 62V61H238V60H242L243 57H246V56H248V55L250 54V55L248 56V58H249L248 60H254V61H252V62H251V61H248L247 65H246V62H245V61L247 60V59H246L247 57H246V58H244L245 60H244V59L242 60L243 63H240V64L246 65V67H248V65H250L251 68H249V69H248V68H245V69H248V70H250V71H246V70H245L244 73L246 74V72H248V73L251 72V74L249 73L250 75H252L251 77H253V76H255V77L249 79V77L247 78V76H250V75H246V78H247V79H246V78H245L246 80L244 79V80H245V81H243L244 83H242L241 81H240L241 83H239V81H238L237 78H238L239 76H244V75H245L244 73H242V75H241V72L243 71L244 66L240 67L241 69H240V70H237V73H233V72H231V71L228 70V69L233 70V69H232V66H231V67H229L228 69H225V71L228 70L229 72H227V71L225 72V71H224L226 74H227V73H230V74H231L230 78L227 76V77H226L227 79H225L224 76H226V75H225L224 72H222V69H224V68L221 69V67H227V66H229V65H225V66L222 65V62H223V61H224L223 63H226L225 61L228 60V58H226V57H225V59H224V57H221L222 55H223V56H226L225 54L222 53V55H218V56H220L221 58H220V57H217L215 54H214L213 56L208 55V56L212 57L213 60H215L214 62H213V60H209V59H207L208 61H206V60H202V61H204V62H207V63H204L205 65L209 64V63H210L209 61H212L211 63H214V65H212V64H211V65H208V66H206V68L203 67L204 70L201 69V68H202V66H205V65L202 64V62H197V61H198V58H197V57H196V58H193V57H192V59H197L196 61L193 60V61H195L196 63H198V64H196V63L194 64V63H193L194 65H196L197 70H196L195 66H192V67H194L193 70H196V71H193L192 68L190 67L191 64H189V62H187V60L190 61V62H193V61H191V60H189L188 58H186V60H183V61L186 62L185 64H189V66H188V65H184V64H182V63L180 62V65H177V66L175 67L176 70H174V74L177 73V70H179L178 67L180 68L182 65H184V66L186 67L185 69H187V68H191V69H190L189 71H188V69L185 70V71H183L184 69H183L182 71L179 70V71H180L179 73L175 74V76H174V75L171 76V77H173L172 79H174V77H176V75L179 76V77H180V76H183V75H178V74H186V77H187V74H188V75H191V76H188V77H192V78H196V77H198V76L204 75L203 77H204L205 79H202V77H201V78L198 77V80H196L197 78L191 80V78L188 79V77H187V78H186V77H184V78H183V77H180V79L177 80L178 77H176L174 80H175V82H176V80L178 81V82H176V83H177V86H175V85H176L175 82L172 83L173 81H170V82L168 83V86H169V87L175 86V87H179L178 89H181V86H183V84H181V83H183L182 81L185 80L186 83H187V81L189 80V82H188L189 84H186V86H187V85H188L189 87L192 86V88L190 87L188 90H192V89H193V90H197V89L202 88V89H200L198 92L201 91L202 94H203V93H204V91H203L204 88H205V91H206V92H208V90H210V89H213L212 92H211V94L213 95V94L215 93L216 90H219V89H220V87H218V86L224 84L223 86H227L228 90H230L229 93H231V96H232V95H233L232 91L234 92V90H235L236 88H238V87H237V86H238V83H239V86L242 85V86H240V88L236 89V90H235V93H234V94L236 95L235 97H236V98L238 97V100H235L236 98L233 97V98H234L233 100H235V102H234V101H231V100H228V101H231V102L226 101V102H227L226 105H227L228 103L231 104V105H233V106L231 107L232 109H230V106H231V105H227V106H226V105H223V103H220V102H222V101H225V99L227 100L226 97L230 96L229 94H228V96H225V95H227V94H226L227 91H228L227 89H226L225 91H223V92H225V93L221 92V93L224 94V95H222V94L220 93V94H221V97L224 98V99H222L221 97L217 96V95L219 94V92L222 91V90H221L222 88L220 89V91H216V92H218V93L215 94V95H213V96H208V95H211V94H209L210 91H209L208 93L205 92L204 95L202 96V97H204V96L206 95V97H208L207 99H206V97L203 98V99L207 100V101H205V102H204L203 99L198 98V99H200V100L203 101L202 103H204V105H205V103H207V104L209 105V106L206 105V107H210V106H211L210 108H207V109H206V112H207V113L204 111V108L201 109V107H198V106L201 105V104L197 105V103H196V104L194 103V102H197V101H194L193 104H191V105H194V104H195V106H197V107H193V108H196V109L199 108L198 111H197V112H199V114H198V116H196V117L199 118V122H200V120H201V121H204L203 119H200V117H201L200 112H201V111H204V113L207 114V116H209L211 113L215 112V113H213L214 117H213V116H212V117H209V118L207 117V120H206L207 122L205 121V122L199 123V124H201V125H202V124H205V127H204V128H206L207 130H205L203 127H200L199 124H197V122H196L198 119H197L196 117H193V118H196V120L194 119L193 121H194V122L196 123V125L198 126V129H197V128H194V127H193V128L190 127V128H192V132H191V133L194 132V135H196V134H195V133H196L195 130H197V132H198L197 134H200V133H202L203 131H204L203 134L206 133L205 136L203 135V136H204V139H203V140H206V139L209 137V135H211V134H214V135H216V136L218 135V136L220 137V136H221L220 133H222V132H225V133L227 134V135H226V140L229 139L228 137H231L232 135H234L233 133H236V135L232 136L230 139H234V138H236L237 141H238V140L240 141V139H246V138L251 139V140L246 139L245 141H247V140L250 141V142L247 141V143H244L245 141H243V140H242L241 142H239L237 152H233V151H232V153H228L229 151H228L227 147H224V148H226L227 150L223 149L222 154L218 155V157H220V158H219V159H220V162H218L219 160H217V161H216V159L214 160L215 163L218 162L219 164H220V163H221V164L224 163V164L230 165V166H232V167H228V166H226V168L228 167V168H230L231 170H234V169H235V168H234V164H229V163H228V162L230 161L231 158L236 159V156H239V159H238L237 161H239V162L242 163V161L240 160V159L242 158V157H241V154H242V153H245L244 151H242L243 148H244V149L246 148L247 151H249L248 149H250V151H249V152H250L249 155H251L252 151H254V148H253V147L251 148V146H254L253 143H254V140H255V139L252 141V138H250L251 134H249V132H250V131H253V132H255V134H258L260 137H261V136H264V135H263L264 131H262V130H264V128H261V129H260V128H257V129H252V130H251V129H249V127H250L251 125L249 124V122H247V121H251V122H252V121L254 120L253 118L257 119V118H259V117H261V116H264V108H263V107H264V101L261 102V104H259L260 102L255 101V100H257V99L260 100V101H261V99L264 100V95L262 94V93H264V90L261 91L262 88H259V87L263 86V84H264V79L262 78V77L264 76V72H263V70H264V69H263V68H264V64H263L262 61H260L261 58H259V56L262 55V54H260V52H261V53L264 52V51H263L264 47L261 48V46H264L263 43H262V39H263L264 37L261 39V41H259V42H261V46L259 45V47H260L259 49H260L261 51H258L259 56H257L258 54L256 55V56H257V60L255 59L256 56L251 54V51H252V52L254 51V50H251V49H252V48H251V45H250V47L247 48V49H248V55H243V56L241 55V54H247V52L243 53L242 51H246V50H245V46L248 45L247 43H249L250 38H252V37H257V38H254L255 40H253V41L260 40V38H261L260 35H262V34L260 33L261 31H259V30H261V29L263 28V31H264V26H261V25H263L264 23H263V24L261 23L262 20H258V23H256L255 20L258 19V18H259V19H263V18H264V16H263V15H264V12H263V14H262L261 12H259L258 9H255V10H257V11H254V7H257V5L260 6V5H261L262 3H264V2L261 1L260 3L258 2L260 5H259V4H257V5L254 4V5L252 6V3H254V2H251L250 4H249V2H250V1H253V0H249V1L247 0V2H243V3L240 1L241 4H237V5H239V7H235V6H234V1H236V0H234V1H233V0H232V1H230V0H229V1H226L227 4H226ZM242 1H244V0H242ZM263 1H264V0H263ZM16 2L13 3V4H11L12 6L7 5L8 8H5V7H4L5 10L8 9V11H3V10H2V11H3V12H2V11L0 10V12H2V13H0V15L3 14L2 17L6 16V17L3 18V19H5V20H6V19H11V18H8V17H7L8 12H10V11H12V10H14V11L17 10V11H15V12L13 11L12 13H10V14H13V15H10V17H11V16H12L13 18L15 17L14 20H16V21L13 20V22L15 23V26H14V27H16L17 25H18V26H17L16 28H14L15 30L12 31L13 28L11 29V27H9V26H13L14 23H11V21H9V20H7V21H3V22H4V23L2 22L3 25L0 26V27L3 26V28H1L0 30H2V29H6L5 31L2 30V31H4L3 34L5 35L6 33H8L7 31H9V30L12 31L14 34H17L16 32H18V31H16V30H17L18 28H23L24 26L28 27L27 25H29V26H32L34 29H33L32 27H30V28H26V29H24V30H25V33L22 32L23 29H22L21 31H20V29H18V30L20 31V33L22 32L20 35L24 36L23 34H27V33H28L27 35H29V39H30V40H28V41H33L34 39H36V37H38V39L41 38V39H39V40L36 39L35 41H33V43H34V45H35L38 49L41 48V47H40L41 44H43V47H45V48L42 47L41 49H45V51H46V49H48V50L50 49L51 52H49L50 50L47 51V53H45L46 56H48L47 54L52 53L53 49L55 48V45H56V46L59 45V48H60V47L62 46V45H60V44H61L60 41H63V39H65V38L67 37V35H66L65 32H59V30H60V29H63V30L66 31L67 29H66L65 27H68V25H67V24H68V23H67V20H69V19L71 18L70 14L67 13V11H66V9H67L68 6H66V4H63V3H65V2H63V0H43V1H42V0H38V1L33 0V2H31V0H22V1H20L21 4H18V3H16ZM22 2H23V4H22ZM24 2H26V3H28V4H24ZM34 2H35V4H34ZM42 2H43V4H42ZM70 2H69V4H70ZM114 2H116V0H114ZM114 2H112L113 5H114ZM229 2H230L231 4H233V5H232V6L229 5V8H227L226 6H228V3H229ZM238 2H239V0H238ZM255 2H257V1H255ZM100 3H101V4H100ZM102 3H104V4H102ZM235 3H237V1H236ZM244 3H247V4L250 6V9H249L248 5H247V4L244 5ZM14 4H15V5H14ZM30 4H34V5L30 6ZM69 4H67V5H69ZM105 4H108V5H106V6H104V7H101V6L105 5ZM115 4H116V3H115ZM26 5H27V7H26ZM64 5L66 6V8H65L64 11H63L61 8L65 7ZM237 5H236V6H237ZM262 5H263V4H262ZM7 6H6V7H7ZM13 6H16V7H13ZM20 6H21V7H20ZM28 6H29V8L32 7V8H30L32 11H31V10H30V11L33 13V14L31 13V16H33V17L30 16V18H29V19H31V20H27L28 18H26V17H28V16H27V13H25V11L27 12V11H29V9H28V10H27V9H26V10H23V9H25V8H28ZM110 6H111V5H110ZM186 6H187V5H186ZM233 6H234V7H233ZM240 6H241V7H240ZM10 7H11V8H10ZM12 7H13L14 9H13ZM47 7L51 10L50 13H49V10H45V9H43V8H47ZM92 7H91V8H92ZM195 7H194V8H195ZM230 7H231V8H230ZM243 7H245V8H243ZM246 7H247L250 11L252 10V11H251V14H248V13H250V12L248 11V9H246ZM251 7H252V9H251ZM0 8H1V7H0ZM9 8H10L11 10H10ZM15 8H16V9H15ZM20 8H21V9H20ZM48 8H47V9H48ZM56 8H60V9L62 10V12H60L61 10H59V9L56 10ZM96 8H97V9H96ZM100 8H102V10H104L103 8H105V9H107L108 11H106V12L103 11V12H102V10H101ZM212 8H214V7H212ZM236 8H238V9L240 8L239 11H238V9H236ZM242 8H243V9H242ZM257 8H259L261 11H264V10H263L264 7H262V6H261V7H257ZM2 9H3V8H2ZM35 9H34V10H35ZM113 9H114V10H113ZM214 9H215V8H214ZM19 10H21V12H18ZM22 10H23V12H22ZM44 11H46V12H44ZM52 11H53V12L57 11V14H56V15H58V16H59V15L63 16V14H64V12H65L67 15L64 14L65 16L63 17V20H62V21H64V23H67V24H64V25H63V22L59 21V20L61 19L60 16L58 17V16L52 14V13H53ZM100 11H101V12H100ZM253 11H254V12H253ZM4 12H6V15H5ZM16 12L19 14V16H18V15H15ZM39 12H40V13H39ZM59 12H60V13H59ZM191 12H192V14H193L192 16H191ZM255 12H258V14H260V15L262 14V17H257V18H255V19L252 18L251 15H252L253 13H255ZM20 13L24 14V16H23L22 14H20ZM47 13L50 14V15H49V16H46V15H48ZM55 13H56V12H55ZM61 13H62V14H61ZM106 13H108L110 16H109L108 14H106ZM189 13H190V14H189ZM245 13H247V14L250 15V16L246 17L247 15H246ZM36 14H37V16H36ZM105 14L108 15V16H106ZM244 14H245L246 16H245ZM255 14H256L255 16L258 15L257 13H255ZM21 15H22L23 17H22ZM39 15H41V18H42V16H43V17H44V20H45V18L47 17V19H46V23L44 24V23H42V22H45V21H42V22H39L40 24L37 23V25H34L35 22H38L39 20H43V19H38V18H40ZM52 15H54V16H52ZM68 15H69V18H68ZM51 16H52V18H49V17H51ZM55 16H56V17H55ZM186 16L184 15L185 18H187ZM197 16H198V17H197ZM229 16H230V17H229ZM242 16H243V17H242ZM253 16H254V14H253ZM255 16H254V17H255ZM17 17H19V18H17ZM36 17H37V19H35ZM53 17H55V18H53ZM104 17H105V18H104ZM184 17H183V18H184ZM249 17H251V18H249ZM13 18H12V19H13ZM57 18H58L59 20H58ZM64 18H65L66 20H64ZM97 18H98V17H97ZM183 18H182V20H183ZM232 18H233V17H232ZM18 19H20V21H17ZM22 19H24V20H22ZM33 19L36 20V21H34ZM51 19H52V20L57 19V20H58L57 22H61V23H58L59 26H61L60 29L58 28L59 26L55 25V24H57V23H55V21H53V22H51V23L49 22V25H48V21H47V20H51ZM223 19H224V20L226 19L225 21L228 22V25L226 24L227 22H225V21L223 22ZM237 19H238L239 22L237 21ZM240 19H242V20H240ZM243 19H246V21H244ZM228 20H230V21H228ZM247 20H248V21L253 20V21H250V22L248 23ZM263 20H264V19H263ZM8 21H9V22H8ZM29 21H31V22H29ZM193 21H194V22H193ZM240 21L243 22V23H241ZM17 22H19V23H17ZM70 22H71V21H70ZM106 22L104 21L103 25H105ZM231 22H234V23H231ZM254 22H255V23H254ZM5 23H9V24L5 25ZM22 23H24L25 25L22 24ZM28 23H32V24H28ZM191 23H192V24H191ZM214 23H215V24H214ZM216 23H217V24H216ZM244 23H245V24H244ZM250 23H251V24H252V23L255 24V25L252 24V25H254V26H253L254 28L256 27V24L261 23V24H260L261 27L259 26L260 29H259V27H256L255 29H252V31H251L250 28H252V26H251ZM10 24H11V25H10ZM16 24H17V25H16ZM38 24H39V25L42 24V25L40 26L41 28L38 27ZM43 24L45 25V27H44ZM53 24H54V27H53ZM222 24H223V25H222ZM242 24H243L244 26H242ZM65 25H67V26H65ZM214 25H215V26H214ZM239 25H240V26H239ZM245 25H247V27H246V28H248L247 30L244 28ZM249 25H250V26H249ZM4 26L9 27L10 29H9V28H5ZM19 26H21V27H19ZM47 26H51V27H47ZM223 26H227L226 29H225V27H223ZM228 26H230V27H228ZM235 26H238V27H239V28H238V31H236L237 27H235ZM241 26H242V27H241ZM248 26H249L250 28H249ZM257 26H258V25H257ZM35 27H37V28H35ZM218 27H219L220 29H216V28H218ZM240 27H241V28H240ZM38 28H40V29H42V30H44L43 28H45V29H46V28H50V30H49V29L44 30V32L48 31L47 34L43 33V34H45V36L48 35L50 32L54 33V32H56V30H58V31L55 33V35H58L57 37H59V39H57V37H56L54 34H50V35H52V37H55L53 40H56V41L51 42V43L49 44L50 47H49V45H45V44H48V42L51 40L52 37H49L50 39H48V36H46V38H45L44 36H41L40 33L42 34V31L39 30V32H38V31H37ZM52 28H55L56 30H54V29H52ZM64 28H65V29H64ZM200 28H201V30L205 31L207 34H205V32H203V33H199V32H197V31L195 30V29H198V30H199ZM229 28H230V29L233 28V29H231V30H234V31L229 30ZM8 29H9V30H8ZM28 29H29V30H30V29H33V30H32L33 32L28 31ZM51 29H52V30H51ZM101 29H102V28L99 29V36L102 35V34H103V35L100 36V37L97 36V38L99 37L98 40H99V41H102V42H98V44H100L101 47H104L103 44H104V42H106V39H107V42H110L108 37H109V34H110L111 32L109 31L110 33H108V30L105 29V31H107V33L105 34V32H103ZM222 29H224V30H226V31H229L230 34H231V36H232V34L234 35V33H235L236 36L239 35L238 38H237V37L235 38V35L232 36L233 38H235V40L237 41V43H236V41L233 42V40L230 39V38H232V37L229 36V35H230L229 32L226 33V31L224 32V30H222ZM63 30H62V31H63ZM194 30H195V31H194ZM207 30H208V29H207ZM240 30H242V31L245 30V31H247V32L251 31V33L249 32L250 35L253 34V33H252L253 31H254V32H257L258 34L255 33V34L251 35V37H248V38H247V37H246V36H247V35H246L247 32H246V34L244 35V33H243L242 31H240ZM256 30H257V31H256ZM60 31H61V30H60ZM245 31H244V32H245ZM0 32H1V31H0ZM12 32H9V34H7V35H10V34H11V36H12V35H13ZM66 32H68V31H66ZM208 32H210L212 35L210 36V35H209L210 33H208ZM218 32H220V33H218ZM232 32H234V33H232ZM238 32H240V33L238 34ZM18 33H19V32H18ZM31 33H32V35H31ZM36 33H39L38 35H40V37H39V36H36ZM61 33H62V34H61ZM189 33H188V34H189ZM223 33H225V34H223ZM241 33H242L243 36H242V39H241V41H240V38H241L240 35H241ZM34 34H35V35H34ZM104 34H105V35H104ZM197 34H198V35H197ZM199 34H200V35L205 34V36L208 38V40L204 41L203 44H202V41L205 40V36H199ZM226 34H227L228 37L226 36ZM4 35H3V36H4ZM17 35H19V34H17ZM17 35H16V36H17ZM64 35H65L66 37H64ZM97 35H98V34H97ZM106 35H107V36H106ZM184 35H186V33H185ZM207 35H209L210 37H212V36H213V37H216V38H211L212 40H214V41H212V42H216V43H217V40L220 39V38H224V36H226V39H223V41H224V40H228V38H229V40H231V41L228 40L229 42H227V43H225L226 41H225V42L220 41V42H218V43H220V44L215 45L216 43H214V44H211L212 42H209V43H208V41H211V40H210L209 36H207ZM215 35H218V36H215ZM220 35H223V37H221ZM250 35H248V36H250ZM257 35L259 36V38H258ZM13 36H14V38H16V39H14V38L12 39V40H13V43H14V41L17 42V41H18V38L22 37V36H20V37H16L15 35H13ZM33 36H34V37H33ZM60 36H62V37H60ZM191 36H190V35H187L186 38H187V37H191ZM244 36H245V38H243ZM262 36H264V35H262ZM6 37H8V36H6ZM26 37H28V36H25V38H26ZM31 37H33V38L31 39ZM101 37L106 38V39L102 40L103 38H101ZM183 37H184V36H183ZM202 37H204L203 40H202ZM217 37H218V39H217ZM8 38H10V37H8ZM11 38H12V37H11ZM22 38H24V37H22ZM22 38H20V39H22ZM184 38H185V37H184ZM207 38H206V39H207ZM20 39H19V40H20ZM42 39H44V40H42ZM46 39H48L49 41H46ZM61 39H62V40H61ZM246 39H248V40H246ZM252 39H253V38H252ZM40 40H42V41H40ZM53 40H51V41H53ZM58 40H60V41H59L60 44H59V43H56V42H58ZM199 40H200V44H199ZM37 41H39V42H37ZM44 41L47 42V43H45ZM244 41H247V42H244ZM253 41H250V42H253ZM16 42H15V43H16ZM41 42H43V43H41ZM230 42H231V44H232V45L230 44L232 47L229 48V43H230ZM232 42H233V43H232ZM238 42H241V43H238ZM44 43H45V44H44ZM205 43H206V45H208L207 47H206ZM222 43L225 44V45H222ZM243 43H244V44H243ZM52 44H54V45H53V48H51ZM106 44H107V43H106ZM226 44H228V46H226ZM233 44H239V47H242V45H243V47H242L243 49H242V50H240V48L237 49L238 46L235 47V46H233ZM202 45H203V46H202ZM210 45H212V46H214V47L216 46L218 49H216V50L213 52V50H214L215 48H214V47L212 48ZM219 45H220V46H219ZM192 46H193V45H192ZM192 46H191V47H192ZM204 46H205V47H204ZM209 46L212 48V50H210V51H209ZM218 46H219V47H218ZM221 46H223L224 48L221 47ZM191 47H190V48H191ZM220 47H221L222 50L220 49ZM226 48H227V50H226ZM234 48H235V49H234ZM250 48H251V49H250ZM41 49H40V50H41ZM198 49H199V50H198ZM207 50L209 51V53H207ZM220 50H221V51H220ZM233 50H238V51H241V52L238 53V51H236V53H233V52H235V51H233ZM250 50H251V51H250ZM249 51H250V52H249ZM199 52H200V51H199ZM206 53H207V54H206ZM237 53H238V54H237ZM233 54H234V55H233ZM263 54H264V53H263ZM208 56H207V58H208ZM253 56H254V57H253ZM263 56H264V55H263ZM189 57H190V56H189ZM213 57H214V58H213ZM260 57H262V56H260ZM46 58H47V57H46ZM46 58H45V59H46ZM98 58H99V57H97V59H98ZM219 58L222 59V62H220L221 60H220ZM262 58L264 59V57H262ZM258 59H259V60H258ZM100 60H101L100 63H102V65H103L105 62H102L103 59H100ZM235 60H236V61H235ZM261 60H262V59H261ZM98 61H99V60H98ZM98 61H97V62H98ZM183 61H182V62H183ZM237 61H238V62H237ZM258 61H259V62H258ZM263 61H264V60H263ZM218 62L221 63V64H220V67H219L220 70H219V68L217 67V66L219 65ZM249 62H250V63H249ZM255 62H258V66H259V67H260V65H261L260 62H262V65H263V66H261V67H262L263 70L258 69V70L260 71V73H259V71H257V69H254V68H253V65H252V64H254ZM100 63H99V66L101 65ZM200 63H201L202 65H200ZM227 63H228V61H227ZM184 66H182L181 68H184ZM187 66H188V67H187ZM215 66H216V67H215ZM258 66H257V67H258ZM208 67H210V68H208ZM234 67H233V68H234ZM238 67H239V64H238ZM257 67H255V68H257ZM261 67H260V68H261ZM217 68H218V69H217ZM235 68H237V67H235ZM99 69H103V68L100 67ZM215 69H216V71H215ZM253 69H254V72L257 71V73H254V74H253V72H252ZM191 70H192V71H191ZM201 70L203 71V73H206L208 70H210V71L207 72L206 74L211 73L212 70L215 71V73L218 71V73H217L216 75L214 74V72L211 73L213 76H212L211 74H208V75H207V76L210 75L209 77H213V79H212V78H209V77H205V74H203ZM255 70H256V71H255ZM175 71H176V72H175ZM197 71H199L198 73L201 72V74L196 75V77H195L194 74H198V73H196ZM220 71H221L224 75H222ZM233 71H234V70H233ZM187 72H190L191 74H189V73H187ZM219 72H220V73H219ZM234 72H236V71H234ZM218 74L222 75V79L219 78V77L217 78V76H219ZM230 74H227V75H230ZM234 74H238V76H237V75L234 76ZM239 74H240V75H239ZM255 74H258V75H255ZM259 74H263V75H261V78H262L263 81H262V80H260L261 82H260L259 80H258L259 82L256 81L260 86H254V84H256V82L254 83L253 80H257V79H255V78H258V77H259V79H261L260 76H259ZM98 75H100V71L98 72ZM98 75L96 74L97 77H95V78L99 79V76H98ZM193 75H194V76H193ZM214 75H215V77H214ZM232 76H233V77H232ZM257 76H258V77H257ZM182 78H183V79H182ZM185 78H186V79H185ZM207 78H208V80H206ZM216 78H217V80H215ZM240 78H242V77H240ZM240 78H239V80H240ZM97 79H95V81H97ZM187 79H188V80H187ZM210 79L214 80L213 84H217V83H215V81H217L218 83H219V82L222 83V84L219 83V84H217V85H214L215 88L218 87L219 89L212 88V87H214V86H212L211 84L208 85L209 83H211V80H210ZM220 79H221V81H220ZM223 79H224V80H223ZM248 79H249V81H247ZM180 80H182V81H181V83L179 84ZM194 80H196V84H194ZM203 80H204V81H203ZM225 80H226V81H225ZM227 80H229V82H228ZM230 80H233L234 83L231 82ZM241 80H242V79H241ZM190 81H192L193 83L190 84V83H191ZM199 81H202V84H203V85H202L201 82H199ZM205 81H207V83H206ZM208 81H209V83H208ZM223 82H224V83H223ZM226 82H227V84L230 83V82H231V83H230V85H226ZM236 82H237V83H236ZM250 82H251V83H250ZM94 83H95L96 86H97V83H98V82H94ZM260 83H263V84H260ZM170 84H171L172 86H171ZM173 84H175V85H173ZM193 84H194V85H193ZM205 84H207V85H205ZM244 84H245V85H244ZM246 84L249 85V87H248L249 90H248L247 92H246V89H248V88H247V85H246ZM250 84H252V85H250ZM195 85H199L200 87H199V86L196 87ZM233 85H235V86L233 87ZM256 85H257V84H256ZM211 86H212V87H211ZM223 86H221V87H223ZM251 86H253V87L250 88ZM193 87H195V88H193ZM256 87H258V88H256ZM183 88L185 89V87H183ZM186 88H187V87H186ZM196 88H197V89H196ZM224 88H225V87H224ZM233 88H235V89H233ZM243 88H244L245 90H244ZM232 89H233V90H232ZM239 89H240V90H239ZM241 89H242V90H241ZM250 89H252V90H250ZM259 89H261V90H259ZM214 90H215V91H214ZM254 90H257L258 93H259V91H260V93L262 94V96H261L262 98L259 97L260 94H258V93L255 94L256 91H254ZM179 91H180V90H179ZM182 91H183V93H182ZM182 91H180V94H182L181 98H184V95H183V94H184V90L182 89ZM237 91L239 92V94H241V95H243V96L245 95V96H244V97H243V96L241 97V95L238 96V94H236ZM242 91H244V93L246 92L247 94H246V93H245V94H244V93L242 94ZM190 92H192L191 94H193V91H190ZM190 92H188V95H190V94H189ZM196 92H197V91H196ZM251 92H252V93H251ZM253 92H254V93H253ZM199 94H200V93H199ZM249 94H250V95H256V96H252V97L249 96V97H248L247 95H249ZM197 95H198V94H195L196 97H198ZM193 96H194V95H193ZM195 96H194V99L196 98ZM223 96H224V97H223ZM191 97H192V96H191ZM202 97H201V98H202ZM209 97H210V98H209ZM189 98H190V97H189ZM218 98H219V99H218ZM240 98H241V99H240ZM245 98H247V99H245ZM248 98H249V99L253 98L252 101L249 100V102H252V103H249L248 101H246V100H248ZM255 98H256V99H255ZM190 99H191V98H190ZM190 99H189V100H190ZM192 99H193V98H192ZM194 99H193V100H194ZM198 99H197V100H198ZM211 99H212V100H211ZM215 99H217V100H215ZM229 99H231V98H229ZM242 99L244 100V102L246 101V104H245V103H242V102H243ZM182 100H183V99H182ZM210 100H211V101H210ZM190 101H191L190 103H192V100H190ZM213 101H215V102H213ZM217 101H219V102H217ZM238 101H239V102L241 101V103H239ZM96 102H98V103H96ZM96 102H95V104H97L98 106L95 107L93 111H91L94 115L92 114L91 117H90V119L93 120V118H95L96 120H94V121H98V120L100 121L102 118L100 119L101 116H99V115H102V117L104 118V116H103L104 113L101 114V112L104 111V106L100 104V103H101L100 100H98V101H96ZM181 102H182V101H181ZM181 102H180V105H181ZM185 102H189V101H186V100H185ZM185 102H184V104H185ZM199 102H201V101H199ZM208 102L211 103V104H209ZM232 102H234V103H237V102H238V103H237V104H233ZM253 103H255L257 106H255V104H253ZM184 104H182V105H184ZM212 104H218L217 106L220 105V108L217 107L216 105L213 106ZM238 104H240L239 107H241V106L245 107V106H247V105H249V104H252V105L254 106V108L257 107L258 109H254V108H252V107H250V108H249V107H245V108L242 107L241 110L236 109V111H233V112L230 111V110H233V108H234L235 105L238 106ZM242 104H243V105H242ZM262 104H263V105H262ZM180 105H179V106H180ZM185 105H186V104H185ZM187 105H189V104H187ZM94 106H96V105H94ZM153 106H155V105H153ZM202 106H203V105H202ZM224 106H226V107H225L226 109L223 108ZM249 106H251V105H249ZM261 106H263V107H261ZM99 107H102V108H99ZM212 107H213V109H211ZM214 107H215V108H218V110H217V109L214 110V109H215ZM191 108H192V107H191ZM227 108H229L230 110L227 109ZM247 108L250 110V113L246 112V111H248ZM262 108H263V109H262ZM208 109H209V110H208ZM210 109H211V110H214V111L212 112V111H210ZM242 109H244V110H242ZM252 109L255 110V111L257 110V111L255 112V114H256V113H261V114H256V117H254V115H255V114H253L254 112L251 113V111H253ZM259 109H261V110H259ZM96 110H97V111H100V110H101V111H100V112H97ZM199 110H200V111H199ZM207 110L209 111V115H208V111H207ZM227 110H229V111L226 112ZM234 110H235V108H234ZM94 111H95V112H94ZM193 111H194V112H193L192 114L195 115V113H196V112H195V109H194ZM220 111H221L222 113H221ZM238 111H239L240 113H241V111H242V114H239V115H238V114H237ZM243 111H244L245 113H244ZM260 111H261V112H260ZM177 112H179L180 114H182V113L179 111V109H178ZM177 112H176V114H177ZM184 112H187L186 114L188 115V111H184ZM216 112H217V113H216ZM229 112H230V113H229ZM239 112H238V113H239ZM98 113H99V114H98ZM173 113H174V112H173ZM220 113H221V114H220ZM223 113H226V114H223ZM227 113H229L230 115L227 114ZM232 113L235 114V115H237V116L234 115V116H235V117H234ZM95 114H96V115H95ZM97 114H98V115H97ZM183 114H184L183 116H185V113H183ZM196 114H197V113H196ZM202 114H203V113H202ZM215 114H217V117L220 116V115H221V116L217 118V117L215 116ZM219 114H220V115H219ZM231 114H232V115H231ZM244 114H247L248 117H246L247 115H246V116H241V115H244ZM174 115H175V114H174ZM194 115H193V116H194ZM203 115H204V114H203ZM203 115H202V116H203ZM211 115H212V114H211ZM211 115H210V116H211ZM222 115H224V117H223ZM260 115H261V116H260ZM97 116H98V117H97ZM199 116H200V117H199ZM227 116H230V118H228ZM239 116H240V117H239ZM249 116H250V119H249V120H246L245 123H243L244 119L249 118ZM257 116H259V117H257ZM185 117H186V116H185ZM238 117H239V118H238ZM97 118H98V119H97ZM187 118L189 119V117H187ZM202 118L206 119L204 116H203ZM213 118H215V120H213ZM220 118H221V119H220ZM227 118L230 119V120H227ZM237 118H238V119H237ZM240 118H241V119H240ZM243 118H244V119H243ZM188 119H186V122H188V121H187ZM209 119H210V120H209ZM211 119H212V120H211ZM216 119H217V122H220V121H218V120H222V121H221L222 124H221V123L216 124V123H217V122H216ZM233 119L236 120L234 123H238L237 125L240 126L241 128L243 127L242 129H243L244 132H241L242 129H241L240 127H237L236 124H234V123H233V124L229 123V122H233ZM251 119H252V120H251ZM190 120H191V119H190ZM223 120H224V121H223ZM238 120H239V121H238ZM242 120H243V121H242ZM263 120H264V119L261 118V120H260L261 122L258 123V125H259L260 127H262V125H263V122H264ZM193 121L191 120V123H192V124L190 123L191 126H193ZM227 121H229V122H227ZM240 121H241L244 125H242L241 123H239ZM212 122H213V123L216 122V123L213 124ZM183 123H184V122H183ZM188 123H189V122H188ZM223 123L227 124L228 126L231 125V126H234V127H237V128H233V127H232V128H233V129H232L231 127H228V126H226V125L223 124ZM261 123H262V124H261ZM92 124H95V122H93ZM212 124H213V128H211ZM196 125H195V126H196ZM209 125H210V126H209ZM217 125H218L219 127H218ZM220 125H225V126H223V127H225V128L223 129V131H222V128H223V127L221 128ZM248 125H250V126L248 127ZM89 126H91V124H90ZM162 126H163V125L160 124L158 127L162 128ZM202 126H203V125H202ZM207 126H208V128H207ZM214 126H215V127H214ZM246 126H247V127H246ZM163 127H165V126H163ZM216 127H218V128H216ZM226 127H228V128L226 129ZM190 128H189V129H190ZM199 128H200V129H199ZM210 128H211V130H210ZM215 128H216V129H215ZM238 128L240 129V131H238ZM244 128H245L246 130L248 129V130H250V131H248V130L245 131ZM40 129H41V130L43 129V130H42L43 132H42V131H39L40 134L44 133L45 128H40ZM97 129H98V128H96V129L93 128L92 131H91V129L89 130V132H88L87 135H90L92 132H95V133L98 132V131H100V132H98L99 134L96 133V136H95V137L92 136V135H91V136H92L91 138H90V136L87 137L86 139H88V141H89L90 139H92L93 137H94V138H93L94 140L97 139V140H99V142L101 141V138H102V136H103V135L101 136V133H102V131L104 130V128H103L102 131H101V128H100V130L98 129V131H95V130H97ZM106 129H107V128H106ZM162 129H163V128H162ZM162 129L159 130V128H158V130H155L156 132L154 131L153 133H154L155 135H157V134L160 133V134H159L160 136H162V135L166 136V134H167L169 131H167V133H166V132H160V131H162ZM202 129H203V130H202ZM212 129H214L213 133H209V134H208V132H210V131L212 132ZM234 129H235V132H233ZM93 130H94V131H93ZM111 130H113V131L117 130V131H115V132L117 133V132L120 131V128H111ZM153 130H154V128L152 129V131H153ZM166 130H167V128H165V131H166ZM208 130H209V131H208ZM215 130H216V131H215ZM231 130H232V131H231ZM254 130H255V131H254ZM105 131H107V130H105ZM113 131H111V134H109V135H111V136L114 135V134H112ZM157 131H159V132H157ZM163 131H164V129H163ZM199 131H201V132L199 133ZM218 131H219V132L222 131V132L218 133ZM227 131H228V132L231 131V132H230L231 134H230V133L228 134ZM236 131H238L239 133H237ZM256 131H257V132H256ZM258 131H260L261 133H258ZM247 132H248V133H247ZM161 133H162V134H161ZM164 133H166V134H164ZM241 133L244 134V136H245L246 138H245L244 136H241ZM245 133H247V135H246ZM13 134H14V133H13ZM34 134H35V136H34ZM34 134L32 135V138H33V139H31L32 141H35V140L37 139V134L39 135V133H38L37 131H36V133H34ZM117 134H119V133H117ZM185 134H187V133H185ZM223 134H224V133H223ZM238 134H239L240 136H238ZM14 135H15V134H14ZM93 135H95V134H93ZM159 135H158V136H159ZM206 135H207V136H206ZM224 135H225V134H224ZM224 135H223V136H224ZM252 135H253V134H252ZM10 136H11V135H10ZM98 136H100L99 139H98ZM115 136H117V135H114V137H115ZM188 136L191 137V134L188 135ZM188 136H187V137H188ZM200 136H201V137H200ZM200 136H199V137L196 136V137L202 139V135H201V134H200ZM218 136H217V137H218ZM223 136H222V137H223ZM235 136H236V137H235ZM237 136H238V137H241V138H237ZM253 136H254V135H253ZM103 137H104V136H103ZM114 137L111 138V141H110V142H111V145L108 146V144H105V143H104V144H105V145H104V144L102 143L105 147L108 148V151H112L113 149H115V148L117 149V147H119V146H115V147H113L117 142H119V141H117V140H115L116 142L113 141V139L116 138V137H115V138H114ZM117 137H118V136H117ZM183 137H184V135H183ZM206 137H207V138H206ZM233 137H234V138H233ZM162 138H163V136H162ZM205 138H206V139H205ZM223 138H225V137H223ZM262 138L264 139V137H262ZM12 139H14V140H12V141H15V138L12 137ZM93 139H92L91 142H92L94 145H96V142H98V141H95V142H94ZM116 139H117V138H116ZM159 139H160V137H159ZM182 139H184V138H182ZM263 139H262V140H263ZM15 142H16V141H15ZM107 143H108V142H107ZM113 143H115V144H113ZM119 143H120V142H119ZM119 143H118V144H119ZM102 144H99V145H102ZM112 144H113V146H112ZM241 144H242V146H241V148H240V145H241ZM245 144H247V147H243V146H246ZM250 144H251V145H250ZM252 144H253V145H252ZM263 144H264V140H263ZM103 145H102V146H103ZM255 145H257V144H255ZM102 146H101V147H102ZM249 146H250V147H249ZM99 147H100V146H99ZM99 147H97V148H95V149H96V150L99 149L100 151H103V150H104V147L101 148V149H100ZM258 147H259V146H258ZM111 148H112V150H111ZM247 148H248V149H247ZM259 148H260V147H259ZM116 149H115V151H113V152H108V151H107V152H108L107 155H108V156H111V160H112V157H113V158H116V156H118L117 153H118V149H119V148L117 149V151H116ZM240 149H241V151H239ZM252 149H253V150H252ZM204 151H206V149H205ZM227 151H228V152H227ZM113 153H115V154H113ZM208 153H209V149L207 150V154H208ZM234 153H237V155H236V156H233L232 154H234ZM238 153H240V154L238 155ZM110 154H111V155H110ZM225 154H226V155L230 154V155H232V156L229 155L230 158L227 157V156H225V157L223 158V156H224ZM245 154H247V153H245ZM113 155H114L115 157H114ZM221 155H222V157H221ZM208 156H210V153L208 154ZM242 156H243V155H242ZM244 156H245V155H244ZM106 157H107V156H106ZM249 157H251V156H245V157H243L244 160H246V158H247L246 161H243V162H244L243 164L236 163V165L238 164V166H237L236 169H239V167H240V168H241V167H244L243 169H245V165H246L245 163H247V166H248V167H246V168H249V167L251 168L250 170L247 169L249 172H248L246 169L243 170L242 172L239 171V172L242 173V175H241V174H235V173H237V172H235V173H230L231 170H230V171L226 170L227 176H226V175H225V177H223V175L220 176V174H219V173H220V170H225V168H224V169H221L222 167H219L218 163L215 164L214 161H213V163L207 164L206 168H205V166L203 167V169H202L201 167H199V170H201L202 173H204L206 177H205V176H201V175H202L201 171H200L201 174H200V173H197L199 170L196 171V173H195V172H192V175H193V173H195V174H197V175H195V176H198V177L201 176V177H202V178L200 177L201 179L198 178V177H197V178L194 177V178L192 179V181H194V182H193L194 184L191 183L190 187H191L192 190H193L194 192H196L199 196L201 195V196L199 197V199H200L201 204H202L201 207L203 206V207H202V208H203L202 211H204L203 213H206V214H207V215H206V214H203V213L201 212V215H202V214H203V215L200 216V217H202V218L199 219L200 221L197 220V219L199 218V216H198V217L195 219L196 223H195V221H194V222H190V223H192V224L195 223V225L198 223V224H197L198 226L196 225L197 228H199V229H198V232L190 233V232H192V231H197V230H195V229H197V228H195V229H194V228H191L192 226L194 227V225L191 226V224H184V225H182V229H180V230L178 231V232H179L178 234H176L177 232H176V233H172V232H170V230L168 231V230H165V229L162 228V229L164 230V232H166V233H163V232H162L163 230L161 229L162 231L160 230V232H161L162 234H164V236H161V233H160V232H157V230H155L156 232L153 233V230H152L153 227H152V225H151V227H148L150 224H152V221H153V215H151V213L147 214V216H149L150 218H148V220H147V222H146L147 225H145V228H146L145 232L148 231L147 228H150L149 230H152V231L145 233L146 235L149 234V235L146 237V238H148V239H147V241H146L147 243H146L145 245L148 246V243H149L150 247H149L148 251H146V253H145V255H144V258H145L144 262H145V261H146V262H145V263L143 262V264H148V263H149V264H158V261L160 262V264H163L164 262L166 263L167 261H169L170 263L167 262L166 264H176V262H178V263H180V264H186L185 262H188L189 259H191V258H192V260H193V259H196V257H195L196 254H195V253H192V254H194V255H193L194 257L189 258V256H187L188 254H191L190 251H192V250H190V251L188 252V250H189L190 248L194 249V246H190L189 244L194 245V243L197 242L196 240H194V239H192V238H193L194 236H197V237H194V238H196V239L199 238V240H206L205 236H207L208 234H209V236H211V233H212V237H215V238H214V240H213V239H209V242H211V241L213 240V241H212L213 243H212V242L210 243V244H213V245L208 244L209 242H207V241H203V242L199 241V243H197V244H200V245L203 247V248H200L199 250L202 249V252H204L205 254H209V253H208L209 248H207L206 251L204 250V249L207 247V245L210 247V249L212 250V252H214V254H213V253L211 252V250H209V252H211V254H210V255H205V256H208V257L211 258V260L208 261V262H210L211 264H217L218 261H214V262H213L214 258H216V259H221V262H220V261H219V262H220V263H223V264H229L230 262H228V261H230V258H231V263H230V264H232V263H233V264H237V263H238V264H240V263H241V264H243V263L247 264V261L250 260V259L248 260L247 258H250V257H252V260H256L255 257H257V259H258V262L253 261L254 263H252V264H255V263H257V264H264V247H262V246H264V245H261V241H263V240H261V241L259 240V242L257 243L256 241H258V239H260L261 236H259L260 234H259V235H255V234H257V233H260L262 230L264 231V228H263V225H264V224H262L264 218H263V220H261V219L259 218V219L262 221V223L259 222V223H260V226H257L259 223H254L255 221L252 222V223H253L252 225L255 224L256 227H259V229H261L260 231L256 230V229H255L256 227L250 225L249 223H250L251 221H253V220L250 221V219H253V218H254V220H256L259 216L256 217V214H257V213H255V212L252 211V210H247L248 207H245V206H244V205H246V206H248V205H249V206L252 205V203L245 204V202H246V203H248V202H254V203H256V204L254 205V206H255V207H254L255 209H257V208L259 207V208H258L259 210L264 211V209L261 208L260 205H259V206L257 205V204H259L261 201L264 203V193H263V192H264V191H263V190H264V174L261 173V172H258V169H259L258 167H263V171H262V172H264V166H263L264 162H261V163H255V164H254V163H251V160H248ZM107 158H108V157H107ZM222 159H223L224 161H223ZM227 159H229V161L225 162ZM233 159H232V162H230V163H234V162H235V161H233ZM250 159H251V158H250ZM206 160H207V161H206ZM204 161H206V163L209 162V157H208V158L205 157ZM237 161H236V162H237ZM249 162H250V165H248ZM201 163H202V162H201ZM252 164H254V165H253V168H252ZM256 164H259V165L257 166ZM261 165H262V166H261ZM208 166H210V167H208ZM217 166H218L219 168H218ZM214 167L218 168L219 171H214V170H217V169L214 168ZM223 167H224V165H223ZM210 168L214 169L213 172H212L213 174H214V172H215V173H218V174H217V175H210V174H212L211 172H208V171H211ZM257 168H258V169H257ZM195 169H196V168H195ZM197 169H198V168H197ZM204 169H209V170H207V171L204 172V171H203ZM261 169H262V168H261ZM252 170H254V171H252ZM245 171H246V172H245ZM251 171H252V173H250ZM255 171H257V173H256ZM221 172L225 174V171H224V172L221 171ZM231 172H234V171H231ZM243 172H244V174H246L247 172L250 173L249 175L246 174V175L248 176V177H247V180H248V181H246V183L250 184L251 186L254 185L255 189H254V187L252 188L254 191H252V192H251V191H248V189H249V190H252V189L249 187L250 185L247 186L248 184H245V181H242L243 179L246 180V179H245V176L243 177V175H244ZM209 173H210V174H209ZM259 173H261V175L263 176L262 178H261V176H259V175H260ZM199 174H200V175H199ZM207 174H209V175H207ZM228 174H229V176H231V177H229ZM255 174H258V175H255ZM233 175H235V176H233ZM239 175H241V176L239 177ZM193 176H194V175H193ZM207 176H208V177L210 176L211 178H208ZM218 176H220V177H219V178H216V177H218ZM257 176H259L258 178H259V179L261 178V179H260V180H255V179H258V178H255V177H257ZM213 177H215V179H214ZM233 177H234V178H233ZM236 177H237V179H238L237 181H236ZM250 177H251V178H250ZM222 178H223V179H224V178H227V179L229 178V179H228V180H224V181H223V180L220 181ZM232 178H233V179H232ZM239 178H241V181H242L241 183H243L242 185H240V184L238 183V182L240 181ZM249 178H250V180H249ZM252 178H255V179H252ZM195 179H197L198 181L195 180ZM210 179H211V180H210ZM234 179H235V180H234ZM251 179H252V180H251ZM204 180H205V181H204ZM206 180H208V182H207ZM209 180H210L211 182H210ZM213 180H214V181H213ZM216 180H217V181H216ZM254 180H255V181H254ZM199 181H200L203 185L200 183V185H198V186H199V187H198L196 184H199ZM232 181L235 182L236 184L233 183ZM251 181H252V182H251ZM196 182H197V183H196ZM205 182H207V184H205ZM209 182H210V183H209ZM213 182H216V183H217V182H220V183H222V185H220V186H223V185H224L223 188H225V189H224V190L221 189L222 187L219 188L220 186H219L218 184H220V183H217V184H216V183H213ZM226 182H229V185H230V184H234V185H233V186L231 185L232 187L229 188V187H230L229 185H225ZM230 182H231V183H230ZM259 182H260V183H259ZM208 183H209V184H208ZM251 183H254V184H251ZM258 183H259V184H258ZM112 184H113V183H111V187L113 186ZM188 184H189V183H188ZM192 184H193V185H192ZM210 184H213V187H216V185H217L219 189H217V188H214V189H213V188L210 186ZM214 184H216V185H214ZM205 185H208L209 187L212 188V189H210V190L212 191V193H213V190H214V192L217 191V190H218L219 192L217 191V194H214V193L212 194V193H210L209 191H205V192H208L209 194H208V193H205V192H204V189H205L204 187H205ZM235 185H239V186H238V188H239L238 191H239L240 193L237 191V189H235V187H234ZM243 185H245V186H243ZM258 185H260V186H258ZM261 185H262V186H261ZM202 186H203L204 189L202 188ZM208 186H206V189H208V188H207ZM227 186H229V187H227ZM240 186H241V187H240ZM186 187H187V186H185L184 188H186ZM197 187H198V188H197ZM244 187H248V188L246 189V188H244ZM260 187H263V188H260ZM199 188H200V191H201L202 193H200ZM227 188H228V189H227ZM243 188H244V189H243ZM256 188H257V189H256ZM259 188H260V189H259ZM201 189H202V190H201ZM215 189H217V190H215ZM220 189H221V190H220ZM232 189H235V190H232ZM231 190H232V191H231ZM240 190H241L242 192H241ZM243 190H247V191H248V192H244V193L247 194V195H245V194L243 193ZM255 190H257V191H255ZM224 191H226V192L224 193ZM228 191H229V192H228ZM231 192H234V194H236V195H234V194H233V195L230 194ZM249 192H251V193H249ZM256 192H257V193H256ZM18 193H20V194H18ZM18 193H17V198H16V199L22 201L23 198H25L26 196H23V195H22V193H24V192H22V191H20V192H18ZM204 193H205V194H204ZM241 193H242V196H241V195H238V194H241ZM252 193H256V196H254V194L251 195ZM260 193H261V194H260ZM206 194H207V195H206ZM219 194H223V195H220V196H219ZM225 194H227V196H226ZM228 194H230L231 196L228 195ZM259 194H260V195H259ZM209 195H210V196H209ZM212 195H214V196L211 197ZM215 195H216V196H219V197H218V198H219L218 200L215 199V198H216ZM249 195H250V196H249ZM221 196H224V198L226 197V199H228V200L223 201V198H222ZM232 196H234V197H232ZM238 196H239L240 198H238ZM259 196H261V198H263V200H262L261 198H259ZM22 197H23V198H22ZM201 197H202V199H201ZM208 197L211 198V199H209ZM231 197H232L234 200H233L232 203L230 204V203H228L227 201L231 202V200H232ZM243 197H246V199L243 198ZM253 197H254V198H253ZM256 197H258L259 199H261L260 202L258 201V199H256ZM19 198H21V199H19ZM212 198L215 199V200H212ZM241 198H242V199H241ZM250 198H253V199H250ZM204 199H205V201L210 202V204H211L210 206H213L214 209H213V207L210 208V206H208V205H203V204H205V201H203ZM221 199H222V200H221ZM254 199H256V200H254ZM18 200L10 201V203H8V204H6V205H3V204H2V205L5 206V207L7 206V207H6L7 209L5 210L4 207H1V208H0V209H1V210H0V211H1L0 214H5L7 211H9V212L11 211L10 213H11V214H14L13 212H16V209L18 210V207H23V208H20V209L18 210L19 212L22 211V212L19 213V214H20V215H23L26 209H25V206H24V205H23V206H21L22 204L19 205L18 202H20V201H18ZM211 200H212V201H211ZM245 200H251V201H245ZM17 201H18V202H17ZM27 201H28V199H27ZM216 201H217V204L215 205ZM219 201H223V203H218ZM234 201H236V202L234 203ZM237 201H238V202H237ZM12 202H13V203H12ZM15 202L18 203V204H15ZM226 202H227L228 204H226ZM241 202H242L243 204H239V203H241ZM263 203H261V204H263ZM14 204H15L16 206H15ZM206 204H207V203H206ZM208 204H209V203H208ZM221 204H223V205L226 204L225 206L228 205L229 207H232V208H229V207H227V208H228V209H234V211H235L236 209H238L236 212L233 211V213H231V214H239V215H241L242 213H240V212H242V211L244 210L243 215L246 214L248 211H252V212H254L253 214H254L255 216H253V218H250V217H252V216L247 217L245 221H250V222H247V224H246V222L243 221V220H244L243 217H246V216L240 217L239 215H236L237 217H240L239 219L242 218L241 220H239V219H238L237 217H235V216H234L235 218H233V217H229L228 219H227V218H226V219L221 218L223 215H224L223 217H225V216H226L225 214H226V213L229 214L232 210H230V212H225V211H224L225 214H223L224 212H222L223 215L221 214L222 216H220V217H218V218L223 219V221H220V222H226V221H228L229 224L226 223V225H228V226H226V227L224 228L225 230H224V229H221V228L224 227V226H222L224 223L220 224V222H219V223L216 224V222H218V221L221 220V219H217V218H216V217L219 216V215H215L216 217L214 216V214L218 213L219 210H221V211H222V210H226V211L228 210V209H226L225 206H224V208L222 207V209H219L220 206H223V205H221ZM232 204H234L236 207L234 206L235 208H233V205H232ZM237 204H239V205H237ZM8 205H10L11 208H10ZM217 205H218V206H217ZM219 205H220V206H219ZM240 205H242V206H240ZM204 206H206V208H208V209H207L208 211L205 209ZM243 206H244L245 208H243ZM256 206H257V207H256ZM16 207H17V208H16ZM218 207H219V208H218ZM238 207H239V208H238ZM251 207H252V206H251ZM251 207H250V209H252ZM262 207H264V205H263ZM2 208H3V209H2ZM8 208H9V209H8ZM12 208H13L15 211H14V210H11ZM217 208H218V209H217ZM242 208H243V209H242ZM21 209H22V210H21ZM211 209L214 210V211H216V213H215V212H211V211H212ZM216 209H217V210H216ZM23 210H24V212H23ZM206 211H207V212H206ZM221 211H219V212H221ZM239 211H240V212H239ZM245 211H246V212H245ZM255 211L257 212L258 210H255ZM9 212H8V213H9ZM237 212H238V213H237ZM252 212H248V213L251 214ZM8 213H6V214L8 215ZM211 213H213V214H211ZM258 213H259V215H261V214H260V211H259ZM261 213H263V212H261ZM16 214H18V212H17ZM16 214H15L14 216H18V217H13V219L16 220V221H15V222H14V221H11L10 223H11V224H14V223H20V222H22V223L25 225V223H24V222H25L24 219L21 218L23 221H22V220L20 221L19 219H17V218H20L19 215H16ZM210 214H211V215H210ZM250 214H249V215H250ZM209 215L211 216V218L217 219V220H215L216 222L213 221V224L210 223V222H212V221L208 222V221L211 219V218H208ZM249 215H247V216H249ZM204 216H207V219H206V217L204 218L206 221L203 219ZM212 216H214V217H212ZM227 216H228V215H227ZM231 216H233V215H231ZM262 216L264 217V214H263ZM255 217H256V218H255ZM236 218H237V220H238L237 222H239V221L242 222V221H243L244 223L242 224L241 222H239L240 224H236L237 222H233ZM249 218H250V219H249ZM261 218H262V217H261ZM7 219H8V218H7ZM150 219H152V220H150ZM201 219H202V220H201ZM231 219H232L233 221H232ZM248 219H249V220H248ZM0 220H1V219H0ZM17 220H18V221H17ZM212 220H213V219H212ZM5 221H6V220H4V222H3V221H0L5 227H7V228L4 227L3 229H6V230L3 231V229H1L3 226H2V224L0 223V224H1V227H0V236H2V238H3V239H2V238L0 237V238H1V239H0V242H1V240H3L0 244H1V245H4L3 247H0V251L4 252L5 249H7V248L9 247V246L6 247V245H10V247H12L13 241H11V239L14 240V238H16V239H19V241H22L21 244H19V242L17 243L18 240H17V241H14L15 243L19 244L20 246H18L17 244H15V245H17L18 247H15V246H14L15 249L9 247L8 249H10V250H12V251H10V250H6V251H8V252L10 251V252H12L13 255H14V253H15L14 250H17L19 247H21V248L18 249L19 252L16 251V255H17V254H19V255L24 254V253H21V252L24 250V249L22 250V246H24V245L27 243V241H24V240H28V238H27V239L25 238V237H27V235H28V234H27V230H26V232L24 231V233L22 234L23 236H24V234H27L26 236H24V237H22V236H13L14 238H11V237H10V234H8V233H11V231H9V228H8V227L13 228V231H14V226H13V225L8 226L10 223L7 222V224H5V223H6ZM7 221H8V220H7ZM197 221H198V222H197ZM201 221H202V223H201ZM235 221H236V220H235ZM256 221H257V220H256ZM204 222H205V223H204ZM231 222H233V223H232V225L229 227V225H230ZM148 223H150V224H148ZM214 223H215V224H214ZM205 224H206V225H211V226H213L212 228H214V225H216L215 227H216L217 229H216V228L211 229V230H213V231L218 230V229L220 228V230H218L217 232H220V231H222V230H223V232H224V231L232 232V230L235 231V232H233V233H227V232H224V234H223V232H222V233H216V234H214L213 231H211V233H210V230H209L210 227H209V228H207L208 232H206L207 230H203L204 233L207 234V235L204 236V233H203V231L200 230V228H201V229H206V228H203V227H202V225H205ZM241 224H242V225H241ZM245 224H246V225H245ZM185 225H190V226H187V227H186ZM217 225H218V226H217ZM224 225H225V224H224ZM233 225H234V226H233ZM236 225H237V226H236ZM239 225H241V226H243V227H245V226H247V225L252 226V227L248 226L247 228H244V229L246 230V232H248V231L251 230V229H249V227L252 228V229H254V231H256V232H252V233H255V234H253V235H254L257 239L255 240V239H254V238H255L254 236H252L253 238L250 237V238H251L250 240L248 239L249 237H245V240H246V241H245V240H242L243 238L240 239L241 236H237V235H239V234L242 235V234H243V233H242L243 229L239 230V229L241 228ZM196 226H195V227H196ZM261 226H262V227H261ZM205 227H206V226H205ZM207 227H208V226H207ZM228 227H229V228L234 227V228H232V229H228ZM237 227H239V229H237ZM260 227H261V228H260ZM165 228H166V227H165ZM185 228H187V229L191 228V229H189V230H187V229L184 230ZM166 229H167V228H166ZM192 229H193V230H192ZM247 229H249V230H247ZM1 230H2V232H1ZM181 230H182V231H185V233L182 232ZM236 230H239V231L237 232ZM245 230H244V231H245ZM7 231H8V232H7ZM186 231H190V232H188V233H190V234H188ZM4 232H5V233L7 232L6 235L9 236L8 239H6V238H7L6 235H5V236L3 235ZM199 232H201V233H203V234L200 235V234H201V233H200V234L196 235V233H199ZM151 233H152V235H151ZM158 233L160 234V236H161L162 238H161V237H159V238L157 237V235H159ZM181 233L184 234V238H182L183 235H181ZM225 233H226V234H225ZM234 233H239V234H235V235H234V236H237V237H238L237 239H239V240H234V242H233V241H231V240L236 239V238L232 235V234H234ZM252 233H251V231H250V233H249L250 235H249V236H251ZM261 233H264V232H261ZM165 234H166V235H165ZM179 234H180V235H179ZM187 234H188V235L193 234V235H192V238H191V236H186V237H185V235H187ZM219 234H220L221 236H222V235L225 236V237L223 236V237L225 238L224 241H223L224 243H222V240H223V239H222V240L219 239V237H221V236L218 237ZM228 234H229V235H228ZM154 235H155V236H154ZM173 235H174V236L177 235V236H175V237H177L178 239L173 240V243H174V244H168V243H169V240H166V239H165L166 241L164 242V246H165V249H164V246L162 245L163 241H161V240H163V238H167V239H170V240L172 241V239H173L172 236H173ZM199 235H200L201 237H199ZM214 235H215V236H214ZM226 235H228V236H226ZM230 235H231V237H233V238L230 239V238H229ZM261 235H262V234H261ZM149 236H151V237H153V238H150ZM165 236H167V237H165ZM168 236H169V237H168ZM209 236H207V238H209ZM243 236H246V235L244 234ZM243 236H242V237H243ZM247 236H248V235H247ZM257 236H258V237H257ZM4 237H6V238H4ZM18 237H19V238H18ZM155 237H156V238H155ZM180 237L182 238L181 240H185V239H187V240H185V241H186V244H183L184 241H181V240H180ZM212 237H210V238H212ZM223 237H221V238H223ZM227 237H228V238H227ZM20 238H21L22 240H20ZM160 238H161V239H160ZM171 238H172V239H171ZM216 238H217V239H216ZM226 238H227V239H226ZM246 238H247V239H246ZM5 239L7 240V242H5ZM16 239H15V240H16ZM150 239H151V240H150ZM188 239H192V241H195V242L190 241V243L187 244V243H188V242H187ZM218 239H219V240H218ZM156 240L158 241V243H157ZM241 240H242V242H241ZM248 240H249V241H248ZM251 240H252V241H251ZM151 241H155L157 245L160 243V244H159L160 246H159V247L154 246V245H156V244H151V243H155V242H151ZM176 241H177V243H176ZM179 241H180V242H179ZM214 241H215V242H214ZM216 241H217V242H216ZM227 241H228V242H227ZM235 241H237L238 243L235 242ZM150 242H151V243H150ZM166 242H167V243H166ZM218 242H219L220 244H219ZM226 242H227V243H226ZM229 242H230V243H229ZM232 242H233L232 246H234V247L236 246V247H238L239 249H244L245 251L249 250L248 252H245V251L242 252V253L244 254V256H245L246 253H247V254H248V253L253 254V253H251V252H253V251H250V250H251L250 248L247 249V248H245L243 245H244V244H247V243H254V242H255L254 247H253V245H250V246H249V244H247V246H249V247L252 246V247H253L252 250H253V249L255 250V249H258V248L255 247V246L257 245V246L259 247V249H258L259 251H257V252H258V253H257V256L255 255V253H254V255H252V256L250 255V257H249V256H247V257H246V256L243 257V256H239V255H237V254H238V253H237V252H238V248H236V249H237L236 251L233 250V247H231V245H230ZM243 242H244V243H243ZM246 242H247V243H246ZM6 243H10V244H6ZM24 243H25V244H24ZM170 243H171V242H170ZM180 243H182V244H180ZM216 243H218V244H216ZM256 243H257V244H256ZM5 244H6V245H5ZM22 244H24V245H22ZM166 244H167V245H166ZM202 244H203V245H202ZM222 244H224V245H223V246H220V245H222ZM226 244H228V245H226ZM238 244H239V245L241 244L242 247L240 248V246H239ZM242 244H243V245H242ZM259 244H260L261 246H260ZM174 245H176V246H174ZM182 245H186V246L189 245L190 248H188V246H187V247H186V246H183L184 248L186 247L188 250H187L186 248L182 250V249H181V246H182ZM214 245H216V246H214ZM168 246H169V247H168ZM170 246H172V247H170ZM195 246H196V245H195ZM201 246L198 245V246L195 247V248H199V247H201ZM205 246H206V247H205ZM217 246H219V247H218L219 249H216L215 251H217V250L221 251L220 253H219V251H217V254H218V256H220V257H218L217 255H215L216 253H215L214 249L217 248ZM226 246H229V250L225 252V250H227V249H225V248H227ZM112 247L114 248L115 246H112ZM154 247H156V249H157V248H160V249H158L157 251H155L156 249H154ZM167 247H168V249H167ZM175 247H176V249H178V250L181 249V250H179V252H178L176 249H173V248H175ZM178 247H180V248H178ZM213 247H215V248H213ZM222 247H223V248H222ZM261 247H262V248H261ZM1 248H2V249H1ZM23 248H24V247H23ZM113 248H111V252H112V249H113ZM161 248H163V249H161ZM169 248H170V249L172 248V250H170ZM146 249H147V247H146ZM221 249H223L224 251L221 250ZM151 250H152L153 252H151ZM167 250H168V252H166ZM175 250H176V251H175ZM185 250H187V251H185ZM199 250H197V251H199ZM203 250H204V251H203ZM154 251H155V252H154ZM194 251H195V249H194ZM2 252H0V254H2V257L6 256V255L8 254V252L5 253V254L2 253ZM147 252H148V253H147ZM149 252H150V253H149ZM163 252H165V253H163ZM181 252H184V254H181ZM185 252H186V253H185ZM187 252H188V254H187ZM192 252H193V251H192ZM231 252H234V254L231 253ZM235 252H236V253H235ZM240 252H241V250L239 251V254H242V253H240ZM260 252H261V253H260ZM44 253H45V252H44ZM154 253H155V254H154ZM157 253H158L159 256L156 255ZM168 253H169V254H173V255H171L173 258H172ZM178 253H179V255L181 254V256H179ZM199 253L201 254V258H203V257H204V256H203L204 253H201V252H199ZM222 253H223V254H222ZM228 253H230V254H228ZM150 254H151V255L154 254V255H152V256L150 257ZM162 254L165 255L166 257H164ZM174 254H175V255H174ZM200 254H198V257H197L198 259H199ZM220 254H222V255H220ZM225 254H227V255H225ZM232 254L234 255V257H230ZM243 254H242V255H243ZM19 255H17V256H19ZM146 255H149V256H146ZM161 255H162V257H160ZM183 255H186V256L188 257V259L186 258V261H185V259H184V260L182 259L183 261L181 260V262H179L180 259H181L182 257H184ZM211 255H215V257L212 258ZM0 256H1V255H0ZM10 256H12V254H11V255H7L6 257H4V259H7V260H5V261L10 262V263H8V264H11L12 262H14V260H17V259H18V258H16L17 256L14 257L15 255L12 256V257H13V258H16V259H12ZM154 256H155V257H154ZM157 256H158L159 258H157ZM216 256H217V257H216ZM221 256H224L223 259H222ZM227 256H228V257H227ZM237 256H239V257H237ZM253 256H254V257H253ZM2 257H0V263H1V264H6V262H3L4 259H1ZM7 257H8V258H7ZM9 257H10V258H9ZM20 257H22V256H20ZM148 257H149V258H148ZM169 257H171L170 260H167V259H169ZM176 257H177V258H176ZM225 257H226V258H225ZM43 258H44V255H43ZM151 258H153V259H151ZM155 258H157L156 260H158V261L154 260ZM163 258L165 259L164 261H163ZM237 258H238V261H239V262L236 261ZM243 258H245L246 260H244ZM9 259H11V260H9ZM146 259H149V260H151L152 262H153V261H154V262L151 263V261H147ZM160 259H161V260H160ZM233 259H235V260H233ZM171 260H172V261H171ZM199 260H202V259H199ZM207 260H209V259H206V258H205V259H203V261H206V262H201V261L196 262V261H197V259H196V261H195V260L192 261V262H196V263H191V262H190V263H191V264H198V263L200 262L201 264H204V263H206V264H210V263L207 262ZM222 260H228V261H222ZM240 260H244V261L241 262ZM252 260H250V261H252ZM184 261H185V262H184ZM190 261H191V260H190ZM233 261H234V262H233ZM235 261H236V262H235ZM155 262H156V263H155ZM172 262H173V263H172ZM212 262H213V263H212ZM215 262H216V263H215ZM219 262H218V263H219ZM224 262H225V263H224ZM14 263H15V264H18L16 261H15ZM14 263H13V264H14ZM220 263H219V264H220ZM248 263L250 264L251 262H248ZM24 264H28V263H24Z\"/></svg>",
	"mask_w": 264,
	"mask_h": 264
}]
</instances>
